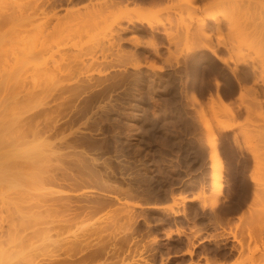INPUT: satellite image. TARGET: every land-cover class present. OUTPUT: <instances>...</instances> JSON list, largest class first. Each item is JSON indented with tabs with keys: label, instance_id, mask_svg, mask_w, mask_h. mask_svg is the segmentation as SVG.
Here are the masks:
<instances>
[{
	"label": "rangeland",
	"instance_id": "374dc122",
	"mask_svg": "<svg viewBox=\"0 0 264 264\" xmlns=\"http://www.w3.org/2000/svg\"><path fill=\"white\" fill-rule=\"evenodd\" d=\"M44 1V2H43ZM57 1V2H56ZM54 0V2L55 3H53V0H39V1H37L38 2V4H39V2L41 3V2H43L42 4H39V5H42L43 6V4H44V6L42 7L43 8V10H44V12L42 11V10H40L41 9V7L39 6V8L37 7V6H35L34 5V8L36 7V8H38L39 10V13L38 12H36L33 8V10L36 12V13H38V14H36L39 18L38 19H40V20H37L36 22H38V23H40V24H36V22L33 20V21H31V23H30V21H28V25H30V27L29 28H31L32 29V26L33 25H31L32 24V22L34 23L35 22V24H36V27H37V25H38V27L41 25H43V24H45V23H47V20H48V24H47V26L50 24H52V22L54 23L53 25L55 26H57V24L56 23H58V21L59 22H62V21H60V20H63V21H65L64 19H63V17H65L66 18V20H67V18L71 21L72 19L71 18H74V17H76V15L74 14V11H76V10H78L80 13H82L83 14V12H81L80 10H83L84 12H85V9L87 8V10H88V8H89V5H90V8H89V10L88 11H92L91 9H93L94 10V5L96 4V5H98L99 4V9L101 8V5L100 4H104L105 3V1L108 3L110 0H102V2H101V0H98V1H100V2H98V1H94V2H91V4L89 3V0H84V3L82 2L83 0H81V2L79 1L78 3H76V2H74V3H72L71 4V2H69L68 0H64L65 2H63V0L62 1H58V0ZM115 1V0H114ZM118 1H120V0H118ZM153 1V0H152ZM150 2V1H148V0H145V2H143V4H147L146 6L144 5V7L146 8V10L145 11H143V13H142V17L140 18V19H138V21H140V20H143V21H141V22H138L139 24H140V28H141V24L142 25H146V26H148V24L150 23L152 26H153V28L155 29V30H158V31H160V32H163V31H165V27H166V29L168 30V28H174V30L176 29H180L181 31L182 30H184V39L182 38V40H180L181 42H180V44L179 45H174L175 43L174 42H171V41H168L167 40V38H165L166 36H164L163 34L165 33V32H163L162 34H159V36H158V38H155V41L157 40L158 42V44L159 45H162L161 47L159 46V50L160 51H162V52H160L159 50V54H154V53H152L153 52V50H151L149 47H151L150 46V43L152 42V39L154 38L153 36L152 37H150V35L151 34H148V36L146 35V34H144L143 33V36H142V34H140V33H138V35L137 36H134L135 38H137L138 39V41H141L140 43H143V47L141 46V47H136L135 45H133L132 43H134L133 42V40H135L134 39V37L132 38V36H133V34L131 33V31L132 32H134V31H136V30H133L132 29V26H130L129 25V23L128 22H121V23H118V25H121V27H122V29L123 28H126V27H128L129 28V30H131V31H125L126 33H121V36L123 37V39L124 38H126V41H125V39L123 40V42H121L122 44H123V47H122V49L124 50V51H128V53L129 52H131V53H135V52H137L138 54L137 55H139L140 57H139V59H141V60H139L140 62H142V68L143 69H141L140 68V70L139 71H134L133 69H132V67L131 66H133L132 64L134 63H137V62H135V61H137V59H135L134 57H132L135 61H132L133 59L131 58V60H126V61H128V62H126L125 61V59L124 58H122L123 60H120V62L122 61V64H124V65H126V64H128V65H126V67L127 66H129L128 67V70H127V72H126V76L128 77H126V81H120L121 80V78L122 77H125L124 75H120V77L118 76L119 74H117V73H119L118 71H117V69L120 67L118 64H116V62L118 61V56L116 55V53H113L112 52V49H106V44H104L105 46H102V44H99L100 42H102V41H104V42H107L106 40H109V36H111V35H113V34H115L116 33V28H117V30H118V25L116 26L115 24L116 23H114V21H116V17H118V15H116L115 17H111V22H108V23H110L111 25H112V23L114 24L113 25V28H111V29H113L112 31H114V33L111 31V29L110 28H107V31H105L104 30V32H106L105 33V35H104V37H102V40L100 39H98V37L99 36H101V35H103V32L102 33H100L99 34V36L97 35L98 33H96V32H92V34L93 33H95V35L93 34V36L95 37V39L94 38H92L93 36H92V34L90 33V37H91V40H90V37H85V40L84 41H82L84 38V36H86V34L84 35V36H82V34L80 35V36H77V37H75V38H77V39H75L74 38V36H68L67 34H73V33H67V34H63V35H61V34H59V35H61V36H58V35H56V36H54V37H47V38H42V43H43V50L45 51V53H43L42 55V57L43 58H45L46 56V58H49L51 55H54V57L50 60V62L52 63V64H49L50 66L49 67H51L52 66V69H54L55 67H54V65L56 66V68L54 69V71H55V73H54V71H52V74H53V76H52V74H51V77H52V79H57V81L59 82V80L61 81V82H59V83H62V82H65L66 83V85L67 84H73V83H75V82H77V81H79L81 78H83V80L82 81H84L85 79H91V78H94V80L93 81H91V82H94V84H95V86H96V84H97V87H95V88H93L92 90L90 89V90H87L86 92H85V94H83L82 96L80 95V97H79V95H78V97H76V100L75 99H73L72 101L73 102H70V103H72V107H71V105H70V103L69 104H65L66 103V99L67 98H65L64 100H65V103H64V100L63 99H59L58 101H57V99L54 97V95L52 96V97H50V98H47L48 100H47V102L46 103H48L47 105H45V104H43L42 103V101H46V100H42V101H40V102H38V103H42L40 106H38V107H35V106H37V105H35V103H34V107L35 108H33V105H32V103H31V105H32V107L31 108H33V110L31 109L30 111L27 109V107L29 106V104L30 103H28V106H26V109L28 110V112L29 113H26V115H25V113H23L24 111H25V108H24V111H23V106L24 105H27V104H25L24 103V105L22 106V113H23V115L22 116H26V117H23V119H25L27 122L26 123H30V124H32V125H26L25 123L23 124V126H27V127H29V126H33V125H35V126H33V127H30L31 128V130H34L35 128H37V131H39L40 132V130L42 131L43 130V132H40L39 134H38V136L39 135H41V136H39V138L37 137L36 139L38 140V139H41V140H43L42 142L43 143H41L40 142V140L39 141H37V140H35V139H32V137L33 138H35V135L33 136V134H29L28 133V135H27V139L26 138H24V139H26V141L27 140H29L30 138L32 139V140H34L36 143L38 142L39 144L41 143V144H43V148L44 149H47V150H49L48 152L51 154V152H52V150H50V148H52V147H55L56 145L55 144H57V148H60L59 149V151L60 152H57V148H53L54 149V155L56 156H54L53 154H51L50 156H52V157H50L49 156V154H48V152H45V155L47 156H49L50 157V159H49V157H48V164L47 163H45L46 161L44 160L43 162L41 161L40 162V165H41V163H42V168H44V166L46 165H48L47 167L49 168H47L46 166V168H44V170H40L41 171V173L39 174V176H40V178H41V183H40V185L41 184H43L44 182H45V184H47V185H43V188L41 189L40 188V190H43V189H49V191H52L51 192V195H49V193H46L45 191L46 190H43L42 191V193H40L41 195L43 194V195H45V193H46V196H39V198L40 199H36V193L37 192H35V190L34 189H38V190H36V191H38L39 192V187L40 186H38V188H36V186H34V187H22V196H24L25 198H26V200H25V198L24 197H22V198H24L23 199V201H25V203L24 202H22V214L24 213L25 215H22V216H26L27 215V218H31V217H29V216H31L32 215V217L33 216H36V215H33L32 213H30L29 215H28V212H26L25 211V209H24V206L23 205H25V207L27 206V208L28 209H26L27 211H29V210H31L32 209V212H33V210L35 209V211L38 209V212L41 214V211L43 210L44 212H47L46 210H44V209H47L46 207V205L44 204V202L42 201V200H44V201H47L46 199H49L50 200V198H53V199H55L56 200V198H60L61 196H65V197H63V198H66V196H67V198H68V196H70V199H71V197H72V199L74 198V197H76V198H79V199H76V201H74V199H73V201H71L73 204H72V206H75V212H73L74 213V215H76V213H79L78 214V216L77 217H75V219H77V220H79L80 219V221H74L73 220V224H72V222H71V228L70 227H68V230L66 229V231L67 232H69V236L68 237H70L71 235H73L72 237H70V239H71V241L73 242H76V241H79L80 240V242L84 239L86 242L84 243V240L82 241L83 242V244L85 245V247H84V249H85V253H92L93 251L94 252H96L97 253V251H99V250H104L105 249V253H102V255L101 256H99V259L98 258H96V260H95V262H94V260H93V263L92 262H88V264H134V262H135V264L137 263V264H139V263H141V262H143L144 261V263H147V261L149 260V259H151L152 257L154 258V256H155V258H154V262L155 263H153L152 261V263H150V261H148V263L147 264H167V263H169L170 262V264H207V261L205 260V254H207L208 255V259H209V261L210 260H212V262H210V264L212 263V264H251L250 262H249V260L250 259H246L247 258V256H248V258L250 257V255H251V253L255 250V252H257V250H260L259 248H262L263 247V243H261L260 244V241L258 240H255L254 241V239H250V236H249V234L248 233H243L242 231H241V227L242 226H240V228L241 229H239V225H243L244 227H247L248 228V226H254L253 228H258L259 227V225L260 226H263L262 224H264V218H263V216H264V214H262V213H260V212H263L264 211V206H262V204L264 203V198L262 199L261 198V196H260V200L258 199V201L259 202H257V198L255 199V200H253V197H254V189H253V187H254V185H253V182L251 181V178L249 177V175H250V173L252 172V169L254 168L253 167V160H252V156H251V154H250V151H252V150H255V151H257V150H259L260 148V146H262V140L260 141L259 139H257L260 135L258 134L260 131V133L261 134H264V96H263V92H264V85H262V84H260L256 89L259 91V92H256L254 89H255V87H253L254 85H253V80H252V78L253 77H250L251 78V80L249 81V80H247V82H246V80H245V83L243 82V84L244 85H237V82H236V80L234 79V77H233V75H232V73H231V68H233V67H235L234 65H236L235 63L238 61V59H240V61L241 60H243V58L244 59H246V62H248V64L250 65L252 62H251V59H249V56H251L252 57V54L254 55V48H255V45H254V43H258L256 46V52H261V51H263L264 52V49L263 50H261L260 48H258V47H260V44L262 43L261 41H263V40H261L262 38H264V37H262V35L264 36V16H259L260 14H262V12H264V11H260L261 9L263 10V8H264V0H261L260 2H259V0H251V2H258L259 3V5H260V7L259 8H261V9H259L258 8V6H257V4L256 3H254V5H255V7H254V5L251 3V5H253V7L252 6H248V4L250 5V0L249 1H247V2H245V0H239L238 2H237V0L235 1V0H207L206 2H204L205 0H194V3L193 2H191V1H189V3L186 1V0H176V1H174V0H165V2L163 3V2H158V3H155V2ZM170 1H171V5H174L175 3H176V5H174V7L173 8H171V6H170ZM184 1V2H183ZM186 1V2H185ZM233 2V5H232V2ZM235 1V2H234ZM241 1V2H240ZM124 2H126V0H124ZM127 2L128 3H139L140 1H136L135 2V0L133 1V0H127ZM146 2H148L149 4H150V6H149V4L148 3H146ZM180 3V4H178V3ZM203 2V3H202ZM209 2V3H208ZM249 2V3H248ZM154 3V4H153ZM167 3H168V5H167ZM174 3V4H173ZM191 3H193V5L191 6ZM237 3V4H236ZM76 4V5H75ZM82 4H83V6H82ZM85 4H87L86 6H85ZM142 4V3H141ZM142 4V5H143ZM201 4V5H200ZM207 4V5H206ZM220 4V5H219ZM224 4V5H223ZM227 4H228V6H227ZM236 4V5H235ZM240 4V5H239ZM242 4V5H241ZM246 4V5H245ZM80 7H79V6ZM156 5V6H155ZM161 5H163V6H161ZM195 5V6H194ZM196 5H198V6H196ZM203 5V6H202ZM205 5V6H204ZM237 7H235V6ZM263 5V7H261ZM92 6L94 7V8H92ZM104 6H105V4H104ZM130 6H132V4L130 5ZM202 6V7H201ZM227 6V7H226ZM230 6V7H229ZM32 7V6H31ZM71 7V8H70ZM102 7H103V5H102ZM132 7H135V5L133 4V6ZM138 7V6H137ZM195 7H198V8H195ZM221 7V8H220ZM235 7V8H234ZM250 7V10H252L251 12H250V10L248 11V8ZM29 8V7H28ZM35 8V9H36ZM81 8V9H80ZM104 8V7H103ZM142 8H143V6H142ZM167 8H169V9H167ZM195 10H194V9ZM211 8V9H210ZM219 8V9H218ZM226 8V9H225ZM230 8V9H229ZM239 8V9H238ZM241 8V9H240ZM251 8H253V9H251ZM255 8V9H254ZM258 8V9H257ZM32 9L31 10H29L28 9V12H31L32 11ZM76 9V10H75ZM197 9V10H196ZM226 11H225V10ZM227 9H229V13H227L228 12V10ZM233 9H234V11L235 12H233ZM53 10V11H52ZM72 12V13H70V11ZM183 10V11H182ZM215 11V12H213V11ZM237 10L239 11V13L237 12ZM242 10H244V11H242ZM254 10H255V12H254ZM33 11V12H34ZM50 11V12H49ZM78 11L77 12H75V13H77L78 15L80 14V13H78ZM178 11H179V13H178ZM207 11V12H206ZM231 11V12H230ZM248 11V12H247ZM47 12V13H46ZM87 12V11H86ZM85 12V13H86ZM173 12V13H172ZM185 13L184 15H182V13ZM186 12H187V14H186ZM224 12V13H223ZM232 12H233V15H234V13H235V15L233 16L232 15ZM257 12V13H256ZM261 12V13H260ZM172 13V14H171ZM205 13H207V16H206V14ZM213 13H216V14H213ZM230 13H231V15H230ZM238 13V16H236V14ZM257 14L258 15V17H257V20H256V18H255V14ZM259 13V14H258ZM46 14V15H45ZM49 14V15H48ZM56 14V15H55ZM69 15V17H68V15ZM180 14H181V16H180ZM208 14H211L212 16L214 15V19H215V16H216V18L218 19L217 21L219 22V30L218 29H216L217 27H215L216 26V22H215V24H214V22H211V21H208L209 23H210V30H209V32H208V34H210V35H208V37L210 36V38H211V40L210 41H208V42H213L214 40V44H213V46H217L218 47V49H219V52H221L220 53V55L221 56H223V58L226 60V62L228 61V65L229 66H226L227 64H224V63H222L221 61H219L218 59H216L209 51H207V50H205V49H202V48H200V49H198V48H195V47H197V46H195V44H197V42H199V38H197V36L195 37V36H193V32L192 31H195L198 27V25H199V21H200V19L199 18H201V20L203 19V21L205 22V21H207V20H204L206 17H208ZM225 14H227V15H225ZM246 14V15H245ZM264 14V13H263ZM81 15V14H80ZM164 15V16H163ZM191 15L192 16H194V17H191ZM210 15V17H212ZM231 16V18H232V20L230 19H228L230 16ZM250 15V16H249ZM255 15V16H254ZM55 16V17H54ZM163 16V17H162ZM174 16V17H173ZM177 16V17H176ZM179 16V17H178ZM184 16H185V18H184ZM200 16V17H199ZM204 16H206V17H204ZM218 16V17H217ZM229 16V17H228ZM233 16V17H232ZM47 17V18H46ZM60 17V18H59ZM133 17V16H132ZM144 17V18H143ZM196 17H199V18H196ZM235 17H237V18H235ZM260 17H261V19H260ZM36 18V17H35ZM52 18V19H51ZM56 18V19H55ZM135 19L134 20H137V17H134ZM143 18V19H142ZM148 18V19H147ZM171 18V19H170ZM176 18V19H175ZM177 18H178V20H177ZM184 20H183V19ZM187 18V20H190L189 22H190V24H188L189 22L187 21L186 22V19ZM191 18V19H190ZM221 18V19H220ZM223 18V19H222ZM226 18V19H225ZM235 18V19H234ZM255 18V19H254ZM34 19V18H33ZM42 19V20H41ZM57 19H59L58 21H56ZM115 19V20H114ZM133 19V18H132ZM176 20L177 22H174L175 24H176V27H173V26H175V25H173V21L172 20ZM228 19V20H227ZM254 19V20H253ZM51 20V21H50ZM55 20V21H54ZM146 20H147V22H146ZM167 20V21H166ZM174 20V21H175ZM194 22H193V21ZM227 20V21H226ZM235 20V21H234ZM238 20V21H237ZM242 20V21H241ZM50 21V22H49ZM68 21V20H67ZM67 21H65V22H67ZM109 21H110V19H109ZM172 21V22H171ZM185 21V22H184ZM202 21V22H203ZM223 21V22H222ZM225 21V22H224ZM235 24L234 26L233 25H231L232 24V22ZM237 21V22H236ZM27 22V21H26ZM26 22H24V23H26ZM149 22V23H148ZM157 22V23H156ZM181 22V23H180ZM228 22V23H227ZM24 23H22V29L24 28V26H25V24ZM43 23V24H42ZM136 24H138L137 23V21L135 22ZM169 23V24H168ZM183 23V24H182ZM185 23V24H184ZM227 23V24H226ZM27 24V23H26ZM35 24H34V26H35ZM62 25H64L63 23H61ZM179 24V25H178ZM187 24V25H186ZM192 24V25H191ZM246 24V25H245ZM257 24H258V26L260 27H258L257 26ZM263 24V25H262ZM52 25V26H53ZM125 25V26H124ZM184 25V27H182ZM189 25V26H188ZM194 25V26H193ZM213 25V26H212ZM229 25H231V26H233L232 28H230L229 27ZM236 25H238L237 27H235ZM59 26V25H58ZM116 26V27H115ZM160 26V27H159ZM165 26V27H164ZM244 26V27H243ZM255 28H254V27ZM26 27H28L27 25H26ZM111 27V26H110ZM195 27H197L196 29H195ZM240 27V28H239ZM248 27H249V29H248ZM253 27V28H252ZM29 28H27V29H29ZM139 28V29H140ZM145 28V27H144ZM159 28V29H158ZM183 28V29H182ZM25 29V28H24ZM27 29H25V30H27ZM119 29H121L120 27H119ZM189 29H191V33H192V35H190V36H188V38H187V34H189V33H187V30H189ZM195 29V30H194ZM225 29V30H224ZM227 29V30H226ZM253 29V30H252ZM256 29V30H255ZM257 29H259V30H257ZM162 30V31H161ZM219 32H218V31ZM244 32H243V31ZM248 30V31H247ZM222 31V32H221ZM242 31V32H241ZM259 33H258V32ZM112 32V33H111ZM128 32V33H127ZM211 32V33H210ZM239 32V33H238ZM108 33V35L106 36V34ZM109 33H111V34H109ZM222 33H223V35H222ZM242 35H241V34ZM247 33V34H246ZM239 34V35H238ZM250 34H251V37H249V38H253V40L252 39H250V41H245V40H247V38H248V35L250 36ZM255 34V36H253ZM67 35V36H66ZM74 35V34H73ZM75 35H77V34H75ZM132 35V36H131ZM141 35V36H140ZM145 35V36H144ZM213 35V36H212ZM219 35H221L222 37H219ZM233 35V36H232ZM241 35V36H240ZM88 36V35H87ZM128 36H130V37H128ZM235 36H237V37H235ZM243 36V37H242ZM258 36V37H257ZM71 37V38H70ZM78 37H80V38H78ZM106 37V38H105ZM150 38L149 40H148V38ZM195 37V38H197V42H196V40H194L193 38ZM225 37V38H224ZM231 37H233V39H230ZM242 37V39H240V38ZM247 37V38H246ZM262 37V38H261ZM68 38H69V40H68ZM89 40H88V39ZM99 38H101V37H99ZM108 38V39H107ZM128 38V39H127ZM133 40H132V39ZM192 38V39H191ZM237 38L239 39V41L237 40ZM244 38H246V39H244ZM45 39V41H43ZM50 39V40H49ZM75 39V40H74ZM88 41H87V40ZM94 39V41L92 42V40ZM97 39V40H96ZM165 39V40H164ZM220 39V40H219ZM234 39H236L237 40V42H235L236 40H234ZM256 39V40H255ZM257 39H258V41H257ZM67 40V41H66ZM98 40H99V42H98ZM130 40V41H129ZM189 40V41H188ZM194 40V41H193ZM213 40V41H212ZM218 40V41H217ZM224 42H223V41ZM240 40H242V41H240ZM244 40V41H243ZM47 41V42H46ZM62 41V42H61ZM132 41V42H131ZM167 41V42H166ZM226 41V42H225ZM254 41H256V42H254ZM46 42V43H45ZM82 42V43H81ZM96 42V44H94ZM103 42V43H104ZM148 42V43H147ZM169 42H171L172 43V45L171 44H169ZM178 42V41H177ZM189 42V43H188ZM190 42H191V44H190ZM194 42H196V43H194ZM229 42V43H228ZM232 42V43H231ZM235 42V43H234ZM248 44H247V43ZM44 43H45V45H44ZM79 43H81L80 44V46H79ZM85 43V44H84ZM89 43H91V44H89ZM162 43V44H161ZM174 43V44H173ZM179 43V42H178ZM221 43H223V44H221ZM227 43V44H226ZM230 43H231V45H230ZM237 43H239V46L237 45ZM264 43V42H263ZM262 43V46L264 47V44ZM84 44V45H83ZM99 45V48H98V45ZM149 44V45H148ZM199 44V43H198ZM226 44V45H225ZM233 44V45H232ZM240 44H243V46L242 45H240ZM250 44V45H249ZM75 45V46H74ZM77 45V46H76ZM88 45V47L91 45H94L95 46V48L97 47L98 48V50H95V48H94V46H90V50H89V48L88 47H86ZM128 45V46H127ZM132 45V46H131ZM252 45H254V46H252ZM85 46V47H84ZM134 46V47H133ZM147 46V47H146ZM164 46V47H163ZM168 46V47H167ZM177 46V47H176ZM196 49V50H194V48ZM228 46H231L232 47V49H230L231 47H228ZM233 46H234V49H233ZM83 47H84V49H83ZM103 47H104V49H103ZM127 47V48H126ZM144 47H145V49H144ZM192 47V48H191ZM216 47V48H217ZM236 47V48H235ZM70 48V49H69ZM91 48H93V49H91ZM96 48V49H97ZM142 48V49H141ZM147 48H149L150 50L148 51V49ZM176 48V49H175ZM249 48V49H248ZM253 48V49H252ZM258 48V49H257ZM47 51H46V50ZM51 49H52V51H51ZM69 49V50H68ZM106 49V51H108V52H106V53H103L104 51H102V50H105ZM132 49V50H131ZM136 49H138V50H140L142 53H144V54H142L141 52H139L138 50L136 51ZM144 49V50H143ZM239 49V50H238ZM245 49V50H244ZM250 49H252V50H250ZM86 50V51H85ZM88 50V51H87ZM91 50H93V51H91ZM94 50H95V52H94ZM168 50V51H167ZM194 50V51H193ZM254 50V51H253ZM259 50H261V51H259ZM64 51V52H63ZM71 51H72V53H71ZM77 51V52H76ZM97 51V52H96ZM101 51V52H100ZM238 51V52H237ZM246 51V52H245ZM254 52V53H252L251 54V52ZM50 52H52V53H50ZM76 54H74V53ZM81 52V53H80ZM147 52H149V53H147ZM152 54H154V55H156V56H154V55H152ZM48 53V54H47ZM65 53V54H64ZM69 53V54H68ZM112 55H111V54ZM131 53H129V54H131ZM141 53V54H140ZM171 53H172V55H171ZM244 54V56L246 55V54H248V53H250L249 54V56H247V57H244V56H240V54ZM61 56H60V55ZM67 54V55H66ZM99 54V55H98ZM109 56H107V55ZM113 54H115V55H113ZM128 54V55H129ZM145 54H147V58H146V60L142 57V56H145ZM150 54V55H149ZM186 54V55H185ZM187 54H188V56H187ZM57 55V56H56ZM83 55V56H82ZM160 55H161V57H160ZM169 55H170V57H169ZM177 55H179V56H177ZM199 55V56H198ZM49 56V57H48ZM73 56V57H72ZM86 56V57H85ZM105 56V57H104ZM151 58H150V57ZM172 56V57H171ZM173 56H174V60L173 59H171V60H169V62H167L168 61V59H170V58H173ZM186 56V57H185ZM56 57V58H55ZM58 57V58H57ZM104 57V58H103ZM156 57V58H155ZM158 57H160V58H158ZM165 57V58H164ZM175 57H180L179 58V60L180 61H177L176 60V58ZM231 57V58H230ZM250 57V58H251ZM45 58V59H46ZM61 58V59H60ZM65 58V59H64ZM69 58V59H68ZM71 58V59H70ZM76 58V59H75ZM81 58V59H80ZM95 58V59H94ZM112 58V59H111ZM115 58V59H114ZM126 58V57H125ZM128 58V57H127ZM150 58V59H149ZM153 58V59H152ZM186 58V59H185ZM242 58V59H241ZM63 59H64V61H63ZM78 59V60H77ZM108 59V60H107ZM121 59V58H120ZM130 59V58H129ZM146 61H144V60ZM235 59V60H234ZM111 60V61H110ZM112 60H114V61H112ZM165 60V61H164ZM196 60V61H195ZM204 60V61H203ZM249 60V61H248ZM72 61V62H71ZM123 61H125L126 62V64H125V62L123 63ZM131 61V62H130ZM174 62V61H177L178 63H180V64H178L177 62H174V63H172V62ZM192 61L194 62V63H192ZM235 61V62H234ZM240 61H238L237 62V65H238V63H239V65H238V68H240L241 70L242 69H245L244 71H246V72H249V71H247V70H250V72L249 73H252V71H251V67L250 66H248L247 65V63L245 62V63H243L242 61V63L243 64H241L240 65ZM67 62V63H66ZM114 64H113V63ZM146 63V64H148L150 67H152V69L148 66V67H146V65L144 64V63ZM167 62V63H166ZM106 63V64H105ZM118 63H119V61H118ZM139 63V62H138ZM152 63V64H151ZM165 63V64H164ZM190 65H189V64ZM195 63H197V64H195ZM61 64V65H60ZM66 64V65H65ZM140 64V63H139ZM175 65V67H174V65ZM188 64V65H187ZM194 64V65H193ZM244 64H246V65H244ZM65 65V66H64ZM78 65V66H77ZM79 65H81V66H79ZM87 65V66H86ZM89 65V66H88ZM94 65V66H93ZM107 65V66H106ZM113 67H112V66ZM117 67V65L119 66V67H115V66ZM204 65V66H203ZM25 66H27V64H25V65H22V67H24V68H22V74L24 75V76H22L23 78L30 72L31 74H28L27 75V77L26 78H28V76H30L31 78L33 77L32 75H33V72H35L34 74L36 75V73H39L37 70V72L35 71V69H34V71H33V67H34V64L33 65H31V64H29L28 65V67H25ZM29 66L31 67V71L30 70H28L27 68H29ZM156 66V68H154ZM157 66H158V68L159 69H157ZM162 68H161V67ZM54 67V68H53ZM75 67V68H74ZM200 67V68H199ZM244 67V68H243ZM248 67H250V68H248ZM167 68V69H166ZM186 68V69H185ZM25 69H26V72L27 73H24L25 72ZM57 69V70H56ZM64 69V70H63ZM102 69H104V70H102ZM153 69H155L154 71H153ZM180 69V70H179ZM247 69V70H246ZM264 68H259V70H258V73H260V75H261V73L264 75V70H263ZM28 70V71H27ZM59 70V71H58ZM71 70V71H70ZM78 70V71H77ZM101 70H102V72H101ZM107 70V71H106ZM159 70V71H158ZM161 70V71H160ZM178 70V71H177ZM185 70V71H184ZM262 72H261V71ZM50 71V72H51ZM70 71V72H69ZM158 71V72H157ZM77 72V73H76ZM117 72V73H116ZM140 72V73H139ZM73 73H75V74H73ZM106 73V74H105ZM197 73V74H196ZM257 73V74H258ZM26 74V75H25ZM42 74V73H41ZM41 74H37L36 76L37 77H39ZM62 74V75H61ZM109 74V75H108ZM113 74H117V76L119 77H117V79L120 81V83L117 81V79H116V77H115V75H113ZM34 75V76H35ZM106 75H108V76H110L111 78L108 80H106V82H104L105 81V77H107ZM113 75V76H112ZM259 75V74H258ZM262 75V79H264V76ZM42 76V75H41ZM40 76V77H41ZM54 76H57L56 78L54 77ZM71 76V77H70ZM94 76V77H93ZM101 76V77H100ZM131 76V77H130ZM157 76V77H156ZM250 76H251V74H250ZM253 76V75H252ZM28 78L29 79V82L30 81H32V79L31 78ZM37 77L35 78L36 80H37ZM39 77V78H40ZM67 77V78H66ZM81 77V78H80ZM102 78L103 77V82H100V80L98 79V78ZM22 78V79H23ZM25 78V79H26ZM75 78V79H74ZM85 78V79H84ZM31 79V80H30ZM115 79V81H117V82H115V81H113ZM129 79V80H128ZM136 81H135V80ZM140 79H142V81H137V80H140ZM174 79V80H173ZM185 79V80H184ZM33 80H34V78H33ZM41 80V79H40ZM67 80V81H66ZM71 80V81H70ZM75 80V81H74ZM97 80H99V81H97ZM35 81V80H34ZM38 81V80H37ZM82 81H80V82H82ZM97 81V82H96ZM131 81V82H130ZM168 81V82H167ZM201 81V82H200ZM249 81V82H248ZM100 82V83H99ZM108 82V83H107ZM114 82H115V85H118L119 84V87L117 86V88H116V86H113V88L111 89V88H109L108 89V91H104L105 92V94L102 92L103 90V88H104V90H105V88H106V86H107V88H108V86H111V85H109V83L111 84H114ZM133 82V83H132ZM102 83V84H101ZM117 83V84H116ZM137 83V84H136ZM210 83V84H209ZM217 83H219V85H220V91H221V93L222 92H224L225 93V102L224 103H220V102H218L217 100H218V98H217V93L219 92V89L217 88ZM63 84V86L65 85L64 83H62ZM82 84H84L85 85V83H82ZM123 84V85H122ZM250 84V85H249ZM134 85V86H133ZM136 85V86H135ZM121 86H122V88H121ZM158 86V87H157ZM163 86V87H162ZM207 86V87H206ZM233 86V87H232ZM62 87V86H61ZM103 87V88H102ZM186 87V88H185ZM222 87L224 88V89H222ZM107 88H106V90H107ZM120 88V89H119ZM129 88V89H128ZM148 88V89H147ZM163 88V89H162ZM239 88L241 89L240 91H239ZM117 89V90H116ZM185 89H187V90H185ZM245 89V90H244ZM263 91H261V90ZM98 90V91H97ZM101 90V91H100ZM115 90V91H114ZM92 91H94V94H96V95H99V97H98V99H94V101L92 100L91 102H88L87 104L85 103V101L88 99V97H89V99L91 98V96L93 97L94 96V94H92ZM140 91V92H139ZM142 91V92H141ZM253 91L255 92V93H253ZM96 92V93H95ZM123 92V93H122ZM126 92V93H125ZM128 92V93H127ZM173 92V93H172ZM193 92V93H192ZM251 92V93H250ZM141 93H143V94H141ZM253 93V94H252ZM256 93H258V94H256ZM92 94V95H91ZM111 94H112V96H111ZM126 94V95H125ZM150 96H149V95ZM192 94V95H191ZM229 94V95H228ZM242 96H240V95ZM261 94V95H260ZM60 94L59 93H55V96H59ZM67 95H69V94H67ZM134 95V96H133ZM136 95V96H135ZM193 95H194V97H197V100H198V103H196L194 100H193ZM253 95H255V97H257V95H259L258 97H257V99L253 96ZM22 96H23V94H22ZM66 96V95H65ZM120 96H122V97H120ZM125 96V97H124ZM130 96V97H129ZM185 96V97H184ZM192 96V97H191ZM54 97V98H53ZM107 97V98H106ZM110 97V98H109ZM120 97V98H119ZM124 97V98H123ZM128 97V98H127ZM161 97H162V99H161ZM86 100H85V99ZM101 98V99H100ZM116 98H119L118 100H116ZM122 98V99H121ZM135 98V99H134ZM138 98V99H137ZM254 98H255V100H254ZM53 99V100H52ZM108 99V100H107ZM121 99V100H120ZM124 99V100H123ZM190 99V100H189ZM227 99V100H226ZM261 99V100H260ZM52 100V101H51ZM63 100V101H62ZM110 100L112 101V102H110ZM134 100H135V102H134ZM186 100V101H185ZM55 101V102H54ZM61 101V102H60ZM67 101H68V99H67ZM96 101V102H95ZM117 101H118V103H117ZM124 101H126V102H124ZM130 101V102H129ZM139 101H144V102H142L141 104H140V109H139V116L137 117V120H135V119H133V117H134V115H135V113H133L134 112V109L132 110V107H133V105H134V103L136 104L137 102H139ZM201 101V102H200ZM258 103V101H261L260 102V104L261 103H263V105L261 104L260 105V108L261 109H263V110H261L259 107H256V106H259V105H257L256 104V102ZM53 102V103H52ZM81 102L83 103V104H81ZM109 102V103H108ZM123 102V103H122ZM161 102V103H160ZM195 102V103H194ZM37 103V102H36ZM37 103V104H38ZM49 103H52V104H49ZM59 103L61 104V103H64L65 105H66V108L65 109H63L64 107H65V105H64V107H63V105L61 104V106H58V109H57V107L55 106V105H59ZM94 103H95V106H94ZM112 103V104H111ZM115 103V104H114ZM202 103V104H201ZM76 104V105H75ZM110 104V105H109ZM129 104H131L130 106H129ZM42 105H45V106H42ZM67 105H70L69 106V108H68V106ZM84 105V106H83ZM163 105V106H162ZM200 105V106H199ZM53 106L55 107V108H53ZM83 106V107H82ZM88 107V106H90V107H88V109L87 110H85V108L86 107ZM105 106H108L109 108H111L112 106H115V107H112L113 109H110V113L109 112H107V111H105ZM154 106V107H153ZM25 107V106H24ZM72 109H71V108ZM76 107V108H75ZM79 107V108H78ZM85 107V108H84ZM95 107V108H94ZM28 108H30V106L28 107ZM41 108V109H40ZM44 108V109H43ZM47 108L49 109V108H51V110H52V112H50V110H48V112L46 111L47 110ZM53 108V109H52ZM63 109V111H62V109ZM82 108V109H81ZM118 108H120V111L118 110ZM202 108V109H201ZM212 108H216L215 110L214 109H212ZM240 108V109H239ZM248 108V109H247ZM46 109V110H45ZM56 109V110H55ZM115 109V110H114ZM145 109V110H144ZM249 109H251V110H253V111H251V113L249 114ZM45 110V111H44ZM55 110V111H54ZM61 111V113H60V111ZM65 110V111H64ZM81 110H84V111H81ZM91 110V111H90ZM104 110V111H103ZM122 110V111H121ZM125 110V111H124ZM130 110V111H129ZM140 110H141V112H140ZM198 110V111H197ZM59 111V112H58ZM67 111V112H66ZM86 111H87V113H86ZM114 111H115V114H114ZM127 111V112H126ZM133 111V112H132ZM153 111V112H152ZM170 111V112H169ZM201 111H204V112H201ZM249 111V112H248ZM255 111V112H254ZM36 112H42V113H39L40 115H38V113H36ZM46 112V113H45ZM50 112V114H48L47 115V113H49ZM106 112V113H105ZM117 112V113H116ZM125 112H126V114H125ZM132 114H131V113ZM207 112V113H206ZM32 113V114H31ZM52 113V114H51ZM53 113H55L54 115H53ZM74 113V114H73ZM87 115H86V114ZM137 113V112H136ZM146 113V114H145ZM197 113V114H196ZM205 113V115L204 116H206V118H207V120H210V125L211 126H209L211 129H213L212 131L215 133V136L217 137V142H218V146H219V148H220V152L222 151V158H223V160H224V164H225V171H224V178H223V196H221L220 198H219V204H218V206L216 207L217 209H215V210H217L218 212L216 213V215L217 216H220L221 217V222L223 221V223L220 225V223H218L217 224V222H220V220H214L215 222H216V224H217V226H216V224L213 222V219H212V216H214V213L216 212L214 209H213V211L211 210V211H208L209 209H203L202 208V206L200 205V203H199V201H197V200H193L192 201V199H195L196 198V196H201L202 194H203V189L202 188H205L204 189V191L207 193V194H209L208 196H209V198L210 199H212L213 197V199L211 200L212 202H214V200H215V195L213 196V194H214V192L212 191L213 189H211V183L209 184V182H211V180H210V169H209V164H210V161H209V155H207V154H209V150H208V148L206 147L207 146V141H206V138H207V130H206V128L204 129V124L202 123L201 124V122H202V120H201V114L203 115ZM263 113V114H262ZM35 114H37V117L38 118H36V115ZM42 114H45V115H42ZM77 114H79V115H77ZM117 114H119V115H117ZM134 114V115H133ZM145 114V115H144ZM194 114V115H193ZM261 114V115H260ZM31 117H30V116ZM46 115H47V117H46ZM83 115H85L84 117H83ZM105 115H107V116H105ZM110 115V116H109ZM129 115V116H128ZM131 115V116H130ZM142 115V116H141ZM164 115V116H163ZM197 115V116H196ZM28 116V117H27ZM35 118L34 120L36 121H34L33 120V117ZM39 116H40V118H39ZM46 117V119H45V117ZM79 116V117H78ZM82 116V117H81ZM176 116V117H175ZM49 117V118H48ZM106 117H108V118H110L111 117V119H106ZM113 117V118H112ZM116 119H115V118ZM127 117V118H126ZM143 117V118H142ZM195 117V118H194ZM200 117V118H199ZM209 117V118H208ZM119 118H120V120H119ZM127 120H126V119ZM130 118V119H129ZM134 118H136V117H134ZM139 118V119H138ZM23 119H22V122H23ZM31 121H30V120ZM38 119V120H37ZM51 120V121H53L52 123H51V121H49V120ZM54 119H56V120H54ZM71 119H73V120H71ZM77 119V120H76ZM79 119V120H78ZM148 119V120H147ZM24 120V121H25ZM29 120V121H28ZM115 120V121H114ZM125 122H123V121ZM199 120H201L200 122H199ZM44 121V122H43ZM48 121V122H47ZM81 123H80V122ZM99 121V122H98ZM101 121V122H100ZM119 121H122V122H119ZM129 121V122H128ZM145 123H144V122ZM150 121V122H149ZM154 121V122H153ZM178 121V122H177ZM37 122H38V124H37ZM41 122V123H40ZM46 122V123H45ZM75 122V123H74ZM95 122V123H94ZM117 122V124H115ZM126 122L127 123H129V124H126ZM164 122V123H163ZM170 122V123H169ZM220 122H221V124H220ZM119 123H120V125H119ZM167 125H166V124ZM176 123V124H175ZM219 123V124H218ZM226 123V124H225ZM41 124V125H40ZM46 124V125H45ZM100 124V125H99ZM122 124V125H121ZM131 124H132V127L133 128H131ZM40 125V126H39ZM47 125L49 126H51V125H53V126H51V129L50 128H48L47 127ZM56 127H55V126ZM72 125V126H71ZM84 125V126H83ZM123 125H125V126H123ZM139 125V126H138ZM164 125V126H163ZM222 125H224V127H225V125H227L230 129L229 130H227V131H225V130H222V128H221V126ZM38 126V127H37ZM49 126V127H50ZM116 126V127H115ZM121 126V127H120ZM130 126V127H129ZM155 126V127H154ZM160 126V127H159ZM167 126V127H166ZM200 126H202L201 128H200ZM218 126L220 127V128H218ZM232 126V127H231ZM240 126V127H239ZM260 126V128H261V126H262V128L260 129V128H258ZM41 127V128H40ZM69 127V128H68ZM117 127H118V129H117ZM124 127V128H123ZM154 127V128H153ZM163 127V128H162ZM165 127V128H164ZM22 128H24V127H22ZM30 128H29V130H30ZM38 128H40V129H38ZM46 128V129H45ZM48 128V129H47ZM52 128L54 129V131H52ZM65 128V129H64ZM71 128V129H70ZM256 128V129H255ZM25 129V128H24ZM61 129H64V131L63 130H61ZM73 129V130H72ZM86 129V130H85ZM121 129H123V130H121ZM132 129H134V130H132ZM156 129V130H155ZM30 130V131H31ZM36 130V129H35ZM34 130V132H37V131H35ZM46 130H50V131H46ZM60 130H61V132L62 133H64V135L66 136V142L68 143V138H72V140H71V142H70V140H69V143L67 144L66 142H65V138H64V136L63 135H61L62 133L60 132ZM129 130V131H128ZM138 130H139V132H138ZM164 130V131H163ZM188 130V131H187ZM205 130H206V132H205ZM259 131V132H251L252 133V135H251V133H250V131ZM25 131L26 132H28L27 131V129H25ZM24 131V132H25ZM52 131V132H51ZM135 131V132H134ZM137 131V132H136ZM198 131V132H197ZM204 131V132H203ZM220 131V132H219ZM249 131V132H248ZM33 132V133H34ZM47 132V133H46ZM58 132L60 133V134H58ZM66 132V133H65ZM92 132V133H91ZM103 132V133H102ZM141 132V133H140ZM169 132V133H168ZM200 132L202 133V134H200ZM22 133H23V129H22ZM38 133V132H37ZM42 133H43V135H42ZM44 133H46V134H44ZM48 133H49V135H48ZM53 133V134H52ZM56 133L58 134V135H56ZM72 133V134H71ZM95 133V134H94ZM132 133H133V135H132ZM204 133H206V136H205V134ZM245 133V134H244ZM249 133V134H248ZM55 134V135H54ZM77 134V135H76ZM109 134V135H108ZM123 134V135H122ZM161 134V135H160ZM23 135V134H22ZM32 135V136H31ZM54 135V136H53ZM129 135H130V137H129ZM131 135L132 136H136L135 138H137V141H135L136 142V145H137V143L140 145V146H136V148H138V150L140 149V151H138V154L140 155L142 152H144V153H142L141 154V156H142V158H144V161H146V162H150V166H148V168H147V170H148V172H146L147 174H156L155 175V177H156V181H160L161 179H162V177L164 176V175H166L168 172V174H169V177L171 176V177H174V175H175V177H176V175L179 177H176L178 180L175 182V183H173V189L175 190V196H176V198L175 197H173V196H171L170 197V199H168L167 200V202H165V204H166V206L165 207H168V206H171L172 204H173V206H174V204L176 205L175 207H174V213L173 212H171V211H169L168 213H167V211H168V209L166 210V213L165 214H167V215H169V214H171L170 216H172L171 218H173V216L175 215V212L177 213V214H179L180 212H182L184 209H186V207H188L189 206V204L191 203V205H190V207L192 206V208H191V210H192V212H193V214L195 215V213H194V211L197 213L196 214V216H194L195 218H193V220H194V222H192V223H187V221L185 220V218H184V220L186 221V224L188 225H186L185 224V221L183 220V223L182 222H180L181 224V226H183V227H179V226H173V225H169V228H170V232H172L173 231V233H169V234H171V235H169L168 234V237H167V235H166V233H167V231L166 230H164V232L163 231H161V229H159V230H154V226H157L158 224H160V222H162V221H158L159 223H149L150 225H147V223H145V221H142L141 219H142V217L140 218V223H141V225L140 224H134V222H131V224L130 223H128L129 221H125V220H123V218L122 219H119V218H121L122 216H123V214H120L121 215V217H120V215H118L119 216V218H118V216H117V214L115 215V212H117L116 210H115V208L117 209V207H118V209L119 208H121L120 207V205H115V207H114V203L112 202V204H110L109 202H104V203H109V205H108V207H110V208H108L107 206H106V204H105V208H103L104 207V204H103V206H100V207H96L97 208V210H96V208H95V210H92L93 209V206H97V202H99V204L101 203L100 201H104L103 200V198L104 197H106V198H104V199H106L105 201H108L109 200V198H110V200H112L111 198L113 197V195H115L114 194V192H108V191H106V190H104V188H102V187H104V186H102V184H101V186L98 184V182H99V178H100V176L102 175V174H104V171H105V169H104V167H105V163H109V161L110 160H112V162L110 161V166H113L112 168L113 169H117V171L119 170H123V173L125 172V166L127 165V164H129L127 167H132V162H133V160L131 159L132 157H133V155H132V153L133 152H131L133 149H132V146L130 145L131 143L130 142H132V141H134V138H132L131 137ZM165 135V136H164ZM190 135V136H189ZM203 136V138H202V136ZM255 135H258V137L255 139V137H253L254 138V140H253V138H252V136H255ZM37 136V135H36ZM43 136V137H42ZM44 136H45V139H44ZM46 136H49L48 137V141H47V138H46ZM55 136H57L56 138H55ZM59 136H60V139H61V136H63L62 137V140H60L59 139ZM71 136V137H70ZM81 136H83L82 138H80ZM91 136V137H90ZM123 136H124V138H123ZM143 136V137H142ZM193 136V137H192ZM197 136H199V137H197ZM201 136V137H200ZM246 136H250V138L249 137H247V138H245ZM41 137V138H40ZM87 137V138H86ZM90 137V138H89ZM130 139H129V138ZM263 137H264V135H263ZM53 138V139H52ZM80 138V139H79ZM120 138H121V140H125L126 139V141L127 142H125L124 140V142L126 143V144H128V145H130V146H128V145H126L125 143H123V141H119L120 140ZM202 139V142L200 143V139ZM262 138V137H261ZM23 139V138H22ZM54 140V142L52 141V143H48L50 146H48V144H47V142H51V141H49V140ZM84 139H87V141L85 140L84 142L83 141H81V142H83L84 143V145H83V143L81 144V142H79L80 144H81V146H79L80 144L78 143V141L79 140H84ZM106 139V140H105ZM116 139V140H115ZM189 139V140H188ZM196 139V140H195ZM239 139V140H238ZM46 140V143H44V141ZM74 140H78L77 141V144H79L78 146H75V145H73V144H76V141H74ZM90 142H93L94 144H92V146L91 147H89L91 144H89V141ZM107 140H110V141H108L110 144H108V142H107ZM139 140H141V141H139ZM251 140V141H250ZM25 141V140H24ZM24 141H22V146H24V148L26 149V147H28V145H29V143L27 144V146H25L26 145V143L27 142H29V141H27L26 143L24 142ZM113 141V142H112ZM115 141V142H114ZM238 141V142H237ZM245 141V142H244ZM248 141V142H247ZM254 141V142H253ZM257 141H259V142H257ZM35 142L33 143V144H35ZM65 142V143H64ZM73 142V144H71ZM85 142H88L87 144L85 143ZM101 142H103V143H101ZM104 142H107L106 144L109 146H103V149H104V147H105V151L104 150H101L102 148H100V147H102V145L103 144H105ZM122 144H124L125 145V147L127 146V147H129V149L130 150H128V151H130V152H128L125 148H124V146L123 145H121V143ZM140 142H142L141 144H140ZM247 142V143H246ZM249 142L253 145L254 144V146H256L255 144H256V142L257 143H259V144H257L258 146V148H255V147H253V146H250L251 144H249ZM261 142V143H260ZM23 143H25V144H23ZM30 143H31V141H30ZM37 143V144H38ZM116 143V144H115ZM143 143H145V144H143ZM177 144V145H175V144ZM240 143V144H239ZM53 146H52V145ZM61 144V145H60ZM62 144H64L63 146H64V148L62 147ZM69 144H71V145H69ZM97 144V145H96ZM199 144H200V146H199ZM206 144V145H205ZM243 144V145H242ZM247 144H249L248 146H247ZM32 145V144H31ZM45 145V146H44ZM47 145V146H46ZM66 145H68L67 147H69L70 146V148H73V149H66ZM74 146V147H71V146ZM84 147H83V146ZM85 145H89V146H85ZM94 145V146H93ZM110 145H112V146H110ZM118 145H120V146H123L122 147V149H123V151L121 150V149H117V148H115V147H117ZM170 145V146H169ZM203 147H202V146ZM205 145V146H204ZM239 145V146H238ZM247 147H246V146ZM30 146V145H29ZM34 146V145H33ZM95 146H97V147H95ZM199 146V147H198ZM50 147V148H49ZM76 147V148H75ZM80 147H82V148H80ZM86 147H87V149H86ZM108 147V149L110 150L111 148V150L109 151V153H110V155H108L109 153H107L108 151H106V148ZM117 149V150H119V151H121L119 154H118V152L119 151H117L116 152V150L114 149ZM126 147V148H127ZM131 147V148H130ZM201 147V148H200ZM24 148H22V151L24 150ZM119 148V147H118ZM207 148V149H206ZM242 148V150H240V149ZM56 149V150H55ZM61 149H63V150H61ZM90 149H94V150H96V151H94L93 150V152H92V150H91V152L89 151ZM99 149V150H98ZM128 149V148H127ZM135 149V148H134ZM170 149V150H169ZM197 149H200V150H197ZM246 149V150H245ZM248 149H249V151H248ZM65 150V151H64ZM115 150V151H114ZM126 152H125V151ZM164 150V151H163ZM204 150V151H203ZM245 150V151H244ZM260 150H262V149H260ZM260 150L258 151V152H260ZM104 151V152H103ZM161 151L162 152H165V153H167L168 155H166V156H163L162 154H161ZM199 151V152H198ZM202 151V152H201ZM80 152H84V153H80ZM112 152V153H111ZM116 152V153H115ZM125 152V153H124ZM194 152V153H193ZM198 152V153H197ZM205 152V154H203V156H202V154H200V153H204ZM47 153V154H46ZM56 153V154H55ZM79 154V155H76V154ZM105 155V156H103V154ZM122 153V154H121ZM129 153L130 154V157H129V154L127 155V154ZM63 154H64V156H66V157H64L63 156ZM66 154V155H65ZM82 156H81V155ZM88 154L90 155V156H88ZM92 154V155H91ZM117 154H118V157H122L123 156V160H125L126 162L128 161V163H126L125 164V162L122 160V159H120L119 158V160H117L118 159V157L116 158V156H117ZM123 154H125V155H123ZM62 157H61V156ZM69 155V156H68ZM96 155H98V156H96ZM100 155V156H99ZM108 155V156H107ZM120 155H122V156H120ZM131 155H132V157H131ZM174 155V156H173ZM57 156H58V158H57ZM88 156V157H87ZM93 156V157H92ZM124 156H127L125 159H124ZM145 156V157H144ZM162 156V157H161ZM168 156V157H167ZM205 156V157H204ZM64 157V158H63ZM68 157V158H67ZM81 157H82V159H81ZM90 157H92L94 160H95V158L98 160L97 161V163L98 164H96V160L94 161L93 159H91ZM106 157H107V159H108V161H107V159H106ZM109 157V158H108ZM114 157L116 158V159H114ZM174 157V158H173ZM196 157V158H195ZM46 158V157H45ZM52 158H53V160H52ZM60 158H62L61 160H59ZM70 158V159H69ZM86 158H88V161H86L87 159ZM105 158V159H104ZM130 158V159H129ZM165 159V163L163 164V168H162V166H156L155 164H156V162L157 161H159V159ZM244 158V159H243ZM63 159H64V161H63ZM90 159V160H89ZM147 159H149V160H147ZM202 159L204 160V161H202ZM247 159H249L248 161H247ZM52 160V161H51ZM59 162H58V161ZM93 160V162L94 163H92L91 161ZM103 160H105L106 162H104ZM141 160V159H140ZM51 161V162H50ZM77 161H78V163H77ZM82 163H81V162ZM114 161V162H113ZM121 163H120V162ZM122 161L124 162V164H123V166L121 165L122 164ZM153 161H154V163H153ZM247 161V162H246ZM73 162V163H72ZM92 164H91V163ZM99 162H100V164H99ZM104 164H103V163ZM117 162H119L118 163V165L116 164ZM180 162V163H179ZM243 162V163H242ZM245 162V163H244ZM24 163V162H23ZM22 163V164H23ZM44 163V164H43ZM49 163H50V165H49ZM57 163H58V165H57ZM66 163V164H65ZM107 163V164H108ZM112 163V164H111ZM247 163V164H246ZM64 164H65V166H64ZM73 164V165H72ZM83 164V165H82ZM87 164L89 165V167H87ZM96 164V165H95ZM104 165V166H102V165ZM120 164V165H119ZM244 164V165H243ZM44 165V166H43ZM68 165V166H67ZM71 165H72V167H71ZM91 165L92 166H94V167H91ZM116 165L117 166H119V167H116ZM125 165V166H124ZM179 165V167H178V169H177V166ZM243 165V166H242ZM245 165H247V168H245L244 166ZM26 167V168H23V167ZM50 166V167H49ZM54 166V167H53ZM55 166H58V167H55ZM68 168H67V167ZM77 166H80V167H77ZM86 166V168H83V167H85ZM98 166V167H97ZM152 166V167H151ZM120 167H122V168H120ZM200 167V168H199ZM205 167V168H204ZM40 169H41V167H39ZM50 168H52V169H50ZM57 170H55V169ZM61 168V169H60ZM76 168V169H75ZM79 168H81V169H79ZM83 168V169H82ZM90 168H92V169H90ZM159 168H161V169H163V171H161V172H163V173H160V174H158L159 172H158V170H159ZM176 168V169H175ZM245 168V169H244ZM249 168V169H248ZM23 169H27V166L25 165V164H23V166H22V170ZM45 169H46V171L49 173V172H51V174L49 173L48 175H52V176H50V178H49V176L48 175H46L45 176V172H43V171H45ZM58 169H60V170H58ZM89 169V170H88ZM151 169V170H150ZM181 169V170H180ZM237 169V170H236ZM245 170L244 171V177L241 179V176H240V173L242 172V170ZM51 170V171H50ZM79 170H83L82 172L81 171H79ZM96 170L98 171V172H96ZM170 170V171H169ZM177 170V171H176ZM240 170V171H239ZM24 171V170H23ZM62 171V172H61ZM85 171V172H84ZM89 171V172H88ZM103 171V172H102ZM118 171V172H119ZM165 171H166V173H165ZM174 171L176 172V174L174 173ZM208 171V172H207ZM237 171V172H236ZM248 171V172H247ZM25 172H27L26 170H25ZM77 172V173H76ZM128 173H127V181L129 180L130 181V179H128L129 177H128V174H130L131 173V171H127ZM261 172H263V174H264V171L262 170ZM141 173H144V172H141ZM41 174H44V177H43V175L41 176ZM82 174H83V176H82ZM162 174V175H161ZM164 174V175H163ZM174 174V175H173ZM238 174V175H237ZM160 175H161V177H160ZM203 175V176H202ZM206 175V177H204ZM260 175H261V173H260ZM47 176H48V178H47ZM54 176V177H53ZM76 176H79V177H76ZM159 176V177H158ZM56 177V181L54 180V178ZM59 177V178H58ZM83 177V178H82ZM97 177H98V179H97ZM118 177H119V175H118ZM158 177V178H157ZM202 177V178H201ZM263 177V175L261 176V179H262V181H261V183H263L264 184V177ZM75 180H74V179ZM78 178H79V180H78ZM86 178V179H85ZM89 178H90V180H89ZM205 178V179H204ZM247 178V179H246ZM52 179V180H51ZM80 179H82L81 181H80ZM84 179L88 182H84ZM137 179L138 180H141V176H137ZM159 179V180H158ZM183 179V180H182ZM195 179H198V180H195ZM201 179H202V181H201ZM55 182H54V181ZM62 180V181H61ZM72 180V181H71ZM92 180V181H91ZM94 180H96L97 182H95ZM114 180H115V183H114ZM113 180V183H114V186H123V185H121V184H124L123 183V180H121V179H114ZM180 180H182V181H180ZM76 181H80L79 182V184H81L80 186L78 185V187H77V185H75V184H77V182ZM91 181V182H90ZM117 181V182H116ZM195 181V182H194ZM197 181H199V182H197ZM208 181V182H207ZM238 181H240V182H238ZM244 183H243V182ZM101 183H103L102 181H100ZM111 182H112V179H111ZM236 182V183H235ZM97 183V184H96ZM118 183H121V184H118ZM195 183V184H194ZM209 185H207V184ZM243 183V184H242ZM246 183V184H245ZM73 184V185H72ZM112 184V183H111ZM175 184V185H174ZM49 185V186H48ZM83 185V186H82ZM97 185H98V187L102 190H100L98 187H97ZM179 185V186H178ZM196 185H197V187H196ZM200 185V186H199ZM204 187H203V186ZM207 185V186H206ZM237 185V186H236ZM244 185L246 186V189H248V190H244L245 189V187H244ZM248 185V186H247ZM42 186V185H41ZM46 186V187H45ZM54 186V187H53ZM126 185H124L123 187H125ZM128 186V185H127ZM127 186H126V188H127ZM150 187H151V184L149 185ZM194 186V187H193ZM45 187V188H44ZM180 187V188H179ZM191 188V190L189 189V188ZM202 187V188H201ZM249 187V188H248ZM34 188V189H33ZM97 188V189H96ZM193 188V189H192ZM199 188V189H198ZM228 190H227V189ZM234 188V189H233ZM244 188V189H243ZM28 189V190H27ZM180 189V190H179ZM186 189H188V192H186V193H184V191L186 190ZM238 189V190H237ZM250 189H251V191H250ZM31 191V192H29V194H28V192L27 191ZM34 190V191H33ZM104 190V191H103ZM183 190V191H182ZM202 190V191H201ZM210 190L212 191L211 193H210ZM48 191V190H47ZM62 191V192H61ZM106 191V192H105ZM179 191H181V196H179V198L177 197L178 195H179ZM190 191H192V192H190ZM200 191V192H199ZM238 191V192H237ZM248 191V192H247ZM25 192L28 194H26L25 195ZM97 192V193H96ZM182 192L184 193V195L182 194ZM209 192V193H208ZM247 192V193H246ZM250 192V193H249ZM33 193H35L33 196H32V194ZM54 193V194H53ZM56 193V194H55ZM58 193V194H57ZM92 193V194H91ZM95 193V194H94ZM103 193V194H102ZM109 193V194H108ZM201 193V194H200ZM31 194V195H30ZM48 194V195H47ZM62 194V195H61ZM101 194V195H100ZM107 194V195H106ZM177 194V195H176ZM195 196H194V195ZM30 195V196H29ZM39 195V194H38ZM52 195H54V197H52ZM55 195H57V196H55ZM59 195V196H58ZM91 195V196H90ZM105 195V196H104ZM242 195V196H241ZM247 195V197L248 198H246V201H247V203L245 204V206L243 205V207L241 208V207H239V204L241 203V201L243 202V200H244V198H245V196ZM250 195V196H249ZM27 196L28 197H30V198H27ZM87 196V197H86ZM94 196V197H93ZM101 198H100V197ZM111 196V197H110ZM182 196H184V197H187V198H189L190 200L188 201V202H185L184 204H183V202H182V200H180V197H182ZM32 197H33V199H32ZM38 197V196H37ZM46 197V198H45ZM90 197H92V198H90ZM96 197H98V198H100V199H98V198H96ZM107 197H109V198H107ZM115 197V196H114ZM113 197V198H114ZM193 197V198H192ZM202 197V196H201ZM212 197V198H211ZM42 198V199H41ZM28 199H30V200H28ZM34 199H36V201L34 200ZM69 199V198H68ZM96 199V200H95ZM108 199V200H107ZM210 199H209V201H210ZM225 199V200H224ZM235 199V200H234ZM243 199V200H242ZM28 200V201H27ZM32 200H34V201H32ZM39 200H41V202H43V204L41 203H39ZM52 200V199H51ZM59 200V199H58ZM57 200V201H58ZM77 200H79V201H77ZM91 201V202H89V201ZM92 200H93V202H92ZM96 201V204L95 205H93L94 204V202ZM99 200V201H98ZM127 200H129V199H125L124 201H127ZM132 202H133V208L135 209V210H139L138 209V206H136V205H134L135 203L137 204L138 202V200H132V199H130ZM176 200V201H175ZM255 202L254 204H255V206H256V204L258 205V204H260V206L261 207H263V208H260L259 210H258V207H260L259 205H258V207H256V209L258 210H256V209H254V211L256 210V214H255V216L257 217H255L256 218V220H255V222L253 221L252 222V220L250 221H248L247 219H249V218H247V216L250 214V216H251V214H254V213H250V212H252L253 210V208H255L254 207V204H252V202L253 201ZM30 202V203H28L27 204V202ZM85 201V202H84ZM88 201V202H87ZM124 201H122V203L124 202ZM174 201H175V203H174ZM32 202V203H31ZM34 202V203H33ZM80 202V203H79ZM82 202V203H81ZM128 202V201H127ZM130 202V201H129ZM132 202H131V204H132ZM240 202V203H239ZM24 203V204H23ZM36 203H38V204H36ZM49 203H51V202H49ZM60 203V202H59ZM91 203H93V204H91ZM176 203H178V204H176ZM199 203V204H198ZM249 203H250V205L251 206H249ZM30 204H32V206H34V207H32ZM38 205V208H37V206L36 205ZM39 204H40V206H42V205H45L44 206V208L42 209V208H40V210L41 211H39ZM48 204V203H47ZM124 204H127V203H124ZM171 204V205H170ZM186 204V205H185ZM211 205H212V203H210ZM49 205V204H48ZM76 205H78L77 207H76ZM79 205H81L80 207H79ZM93 205V206H92ZM127 205H129V203L127 204ZM183 205H185V207L183 206ZM188 205V206H187ZM248 205V206H247ZM31 206V207H30ZM82 206H84V207H82ZM99 206V205H98ZM117 206V207H116ZM132 205H130L129 206V208L131 207ZM220 206V207H219ZM228 206V207H227ZM36 207V208H35ZM89 207H91V208H89ZM148 206H145V207H143L142 209L143 210H147L148 208H147ZM226 207V208H225ZM31 208V209H30ZM34 208V209H33ZM87 208H89V209H87ZM102 208V210H100ZM112 208V209H111ZM241 208V209H240ZM252 208V209H251ZM85 209H87V210H85ZM132 209V208H131ZM197 211H196V210ZM225 209V210H224ZM233 209V210H232ZM238 209V210H237ZM240 209V210H239ZM244 209H246V210H244ZM250 209H251V211H250ZM261 209H262V211H261ZM79 212H78V211ZM84 212H83V211ZM98 210H100V212L98 211ZM135 210H133L135 213H136V211ZM180 210V211H179ZM194 210V211H193ZM200 210V211H199ZM222 210V211H221ZM223 210L225 211L224 213H225V216H223L224 215V213H223ZM228 210H230V211H228ZM248 210L250 211V212H248ZM42 211V212H43ZM62 211V210H61ZM82 211V212H81ZM178 211H179V213H178ZM206 211H208V212H206ZM221 211V212H220ZM228 211V212H227ZM232 211V212H231ZM237 211V212H236ZM260 211V212H259ZM37 212V213H38ZM44 212L42 213V214H44ZM60 211H58V213H59ZM95 212V213H94ZM104 212V213H103ZM106 212V213H105ZM114 212V213H113ZM153 212H157V211H153ZM184 212V211H183ZM210 212H214L213 214L212 213H210ZM244 212H247V214H245ZM258 212V213H257ZM38 213V214H39ZM53 213H57V212H53ZM63 213V212H62ZM73 213H71V214H73ZM221 213H223V215H221ZM231 213V214H230ZM234 213V214H233ZM36 214V213H35ZM37 214V216L39 217L40 215H38ZM41 214V215H42ZM65 214V216L68 214L69 215V213H64ZM64 214L62 215V216H59V217H62V219H63V221L64 220H66L65 218H68L69 219V217L67 216V217H65L64 216ZM193 214H192V216H193ZM205 214V215H204ZM244 214V215H243ZM258 214H260V215H258ZM46 215V214H45ZM44 215V216H45ZM50 215H52L51 217H52V219L54 218V217H56L55 215H58V214H54V216H53V214H51L50 213ZM60 215V214H59ZM73 215V216H74ZM80 215V216H79ZM215 215V216H216ZM226 215H227V217H226ZM232 217H231V216ZM263 215V216H262ZM42 217L43 218V220H41V221H45L46 220V223L48 224V221H47V218L49 219L50 217H48L47 215V218L46 217ZM72 216V215H71ZM70 216V217H71ZM72 216V217H73ZM87 216V217H86ZM258 216H260V218L258 217ZM58 216L56 217V219L54 218L52 221H50V219H49V222L50 223H52L53 222V224L55 225V223L57 224L56 226H58V227H60V224L63 222H61V218H59ZM65 217V218H64ZM79 217V218H78ZM109 217V218H108ZM112 219H111V218ZM40 219H41V217H39ZM39 218H37L38 220H39ZM44 218H45V220H44ZM84 218V219H83ZM95 218V219H94ZM101 218V219H100ZM229 218H230V220H229ZM247 218V219H246ZM254 218V219H255ZM109 219V220H108ZM118 219V220H117ZM144 219V218H143ZM224 219V220H223ZM31 220V219H30ZM35 220V219H34ZM33 219H32V221H34ZM37 220V221H38ZM88 220V221H87ZM123 220V221H122ZM197 220V222H198V224H197V222L195 223V221ZM243 220H244V222L246 223H244L243 222ZM246 220V221H245ZM31 221V222H32ZM36 221V220H35ZM34 221V224L37 222H35ZM40 220L38 221L39 223L41 222ZM84 223H83V222ZM231 221V222H230ZM260 221V222H259ZM58 222H60V223H58ZM78 223V225L77 224H75V223ZM89 222L91 223V224H89ZM96 222V223H95ZM101 222H102V224H101ZM116 222V223H115ZM247 222H249V223H247ZM258 222H259V225L257 226V224H258ZM39 223H36V225L37 224H39ZM45 223V222H44ZM44 223H43V226H41L42 228L44 227ZM45 223V224H46ZM80 223V224H79ZM81 223H83V224H81ZM111 223H113V224H111ZM195 223V224H194ZM203 223V224H202ZM255 223V224H254ZM42 224V223H41ZM41 224H39V225H41ZM47 224L45 225V226H47ZM52 224V225H53ZM75 224V225H74ZM104 224V225H103ZM110 224V225H109ZM119 224V225H118ZM153 224H155V225H152ZM183 224V225H182ZM197 224V225H196ZM200 224V225H199ZM227 224V225H226ZM32 225V224H31ZM35 225V226H36ZM39 225H38V228H40L39 227ZM53 225V226H54ZM62 225L64 226H67L66 225V223H62ZM69 225V226H70ZM76 226V227H73L72 228V226ZM86 225V226H85ZM99 225V227H97ZM109 225V226H108ZM138 225H140V227H136V226H138ZM192 225V226H191ZM202 225V226H201ZM220 225V227H218ZM52 226V227H53ZM56 226H54V228H57ZM79 226V227H78ZM108 226V227H107ZM131 226V227H130ZM134 226V227H133ZM149 226H151V229H153L152 231H150L149 232V228L148 227ZM159 226V225H158ZM171 226V227H170ZM191 226V227H190ZM198 226H200V227H197ZM215 226V227H214ZM37 227V226H36ZM51 226H50V228H52ZM118 227V228H117ZM166 227H168V226H166ZM165 227V228H166ZM193 227L195 228L196 227V229H198L199 230V233H202V234H197V232H196V234H197V237L196 236H194V235H192V234H194V232H195V230H193ZM223 227V228H222ZM238 227V228H237ZM252 227H249V228H252ZM44 228H46V227H44ZM48 228V227H47ZM69 228L70 229H72V230H69ZM78 228V229H77ZM81 228V229H80ZM84 228V229H83ZM115 228V229H114ZM129 228H132V229H129ZM177 228H180L182 231L184 230V232L186 233V235L188 236V235H192V237L194 236V238H193V240H192V243H191V245L192 244H197V246H195L196 247V249L194 248V246H190V247H193L194 248V251H193V254H192V256L191 255H188L187 254V251H188V249H191V248H187V246H186V244L188 243L187 241L188 240H186V238L183 236V234L185 235V233H183L182 235H179V237H176L177 235H176V232H177V230H175V229H177ZM190 228H192V232H191V230H190ZM201 228H203L204 229V231L201 229ZM216 228H218V229H216ZM232 228H234V231L232 230ZM260 228V227H259ZM35 229H37V228H35ZM35 229H32L31 228V230H29L28 229V232H24V233H26L27 235H28V233L30 234V232L29 231H31V233L32 232H34L33 230H35ZM58 229V233H60V229L59 228H57ZM57 229H54L53 231H52V235H53V233H55L56 231L55 230H57ZM81 231H80V230ZM108 229V230H107ZM117 229V230H116ZM119 229V230H118ZM122 229V230H121ZM124 229V230H123ZM127 229H128V231H127ZM135 229H138L137 231H135ZM186 229V230H185ZM200 229H201V232H200ZM224 229V230H223ZM228 229H229V231H228ZM237 229L238 230H240L239 232H237ZM75 230V231H74ZM107 230V231H106ZM116 230V231H115ZM133 230H134V232H133ZM148 230V231H147ZM190 232H189V231ZM198 230H196V231H198ZM220 230V231H219ZM65 231V232H66ZM72 231V232H71ZM92 231V232H91ZM98 231H100V232H98ZM114 231V232H113ZM155 231V232H154ZM157 231H159V232H157ZM188 231V232H187ZM225 231V232H224ZM227 231V232H226ZM65 232H63V235H65L64 233ZM82 232V233H81ZM96 232V233H95ZM154 232V233H153ZM218 232V233H217ZM230 232H232V233H234V235L237 237V239H238V242H234L233 241V239L231 238V235L229 234ZM237 232V233H236ZM35 233V232H34ZM34 233H32L30 236H31V238L33 237V234ZM72 233V234H71ZM93 233V234H92ZM112 233V234H111ZM115 233H116V236H114L115 235ZM147 233H148V235H147ZM174 233H175V235H174ZM209 233V234H208ZM56 235L55 236H57V233H55ZM90 234H92V235H90ZM102 234V235H101ZM141 234V235H140ZM145 234V235H144ZM155 234V235H154ZM222 236H221V235ZM237 234V235H236ZM62 235V236H63ZM75 235V236H74ZM78 235H80V236H78ZM89 235H90V237H89ZM110 235H112V236H110ZM128 235V236H127ZM203 235V236H202ZM255 235V234H254ZM66 235H65V239H66V237H67ZM77 236V238H75ZM82 236V237H81ZM96 238H95V237ZM100 236V237H99ZM147 236H151V238H149V237H147ZM169 236H171V238L169 237ZM173 236V237H172ZM183 236V237H182ZM212 236H213V238H214V236L218 239V243H217V240H216V238H212ZM29 237V236H28ZM98 237V238H97ZM107 237H108V239H107ZM110 237V238H109ZM227 237V238H226ZM242 237L243 238H246V242H245V240L244 241H240V240H242ZM249 237V238H248ZM255 237L257 238V236L255 235ZM30 238V237H29ZM60 238H62V237H60ZM64 238V237H63ZM112 238L114 239V240H112ZM157 238V239H156ZM185 238V239H184ZM188 238V237H187ZM210 238V239H209ZM212 238V239H211ZM36 239V238H35ZM69 239V238H68ZM70 239H69V241H70ZM79 239V240H78ZM87 239V240H86ZM89 239V240H88ZM111 241H110V240ZM122 239V240H121ZM156 239V240H155ZM168 239V240H167ZM175 239V240H174ZM208 239V240H207ZM37 240H39V238H37L35 241H34V239L31 241L32 242V244H33V247H35L36 245H38V247H36V248H38V249H35L34 248V250L35 251H39L38 253L37 252H34V250H33V252H32V249H30L28 252H30V254H31V252H32V254L33 255H35L36 253H37V255L36 256H42V258L41 257H37V259H36V257H35V259H36V261H34V264H38V262L40 263V261L39 260H41V263L40 264H44L46 261H48V262H46V264H49V260L50 259H48L49 258V255L48 254H46L47 252L49 253V250H50V248H51V250L53 249V246H49V242H50V240L48 239H46L45 240V242L40 238V240H42L41 242L40 241H37ZM61 240H63V239H61ZM107 240V241H106ZM108 240H109V242H108ZM135 240V241H134ZM142 240V241H141ZM162 240V241H161ZM171 240V241H170ZM185 240H186V242H185ZM216 240V242H214ZM223 240V241H222ZM224 240H225V243H223L224 242ZM250 240H252V241H254V242H259L258 244H257V242L256 243H254L253 242V246H251L252 244V241L250 242ZM70 241V242H71ZM94 241V242H93ZM97 241V242H96ZM116 241V242H115ZM138 241V242H137ZM172 243L171 245H173V244H178L179 242L180 243H183L184 244V246L182 247V249H185V246H186V249H185V251L184 250H182V249H180V250H182V251H180L179 252V250H177V249H179V248H177V247H175V248H171L172 246H170V242ZM182 241V242H181ZM201 241V242H200ZM212 241V242H211ZM222 241V242H221ZM33 242H38V243H36L35 245H34V243ZM40 242V243H39ZM47 242V243H46ZM73 242V243H74ZM79 242V243H80ZM82 242H81V244H82ZM93 242V243H92ZM99 242H102V243H99ZM106 242V243H105ZM162 244H160V243ZM176 242V243H175ZM242 242H244V244L245 245H243V243ZM78 243V242H77ZM95 243V244H94ZM127 243V244H126ZM163 243H168L169 244V246H167V244L164 246L163 245ZM214 243H217V244H214ZM220 243V244H219ZM238 243H240V244H242L243 245V248H244V246H245V248L244 249H242L241 251H242V254H243V252H244V255L245 254H247L248 253V255L246 256H244L245 258H243V255L240 253V252H236V250H235V252L234 251H231V250H228V249H231L232 248V246H238L237 244ZM39 244H41V246L39 245ZM44 244L46 245V246H48V248H49V250H47L46 248H45V250H47V252L45 253V252H41L39 249H44ZM50 244H51V242H50ZM83 244H82V246H83ZM90 245V246H88V245ZM94 244V245H93ZM102 244V245H101ZM160 244V245H159ZM219 244V245H218ZM226 244V245H225ZM257 244V245H256ZM43 245V246H42ZM93 245V246H92ZM98 245V246H97ZM119 245V247H117ZM137 245V246H136ZM158 245V246H157ZM198 245H199V248H201V251H199L200 249H198ZM202 245V246H201ZM215 245H218L219 246V248H218V246H216L215 247ZM222 245V247L224 246V249L226 250H222V248L220 249V246ZM232 245V246H231ZM256 245V246H255ZM258 245H260V246H258ZM41 248H40V247ZM96 246V247H95ZM102 246H103V248H102ZM113 246V247H112ZM128 246V247H127ZM174 246V245H173ZM203 246H205L206 247V249L203 247ZM226 246V247H225ZM249 246L251 247L250 248V250H249ZM255 246V247H254ZM258 246V247H257ZM99 247V248H98ZM122 247V248H121ZM155 247V248H154ZM159 248V249H157V248ZM167 247H170L171 249L169 250V251H171L172 249H175L176 250V254L175 253H173L174 251L172 250L171 251V256L169 255V251H166L167 250ZM239 247V246H238ZM101 248V249H100ZM166 248V249H165ZM192 248V249H193ZM203 248H204V250H203ZM207 248H210V249H207ZM212 248H213V250H212ZM214 248H215V250H214ZM258 248V249H257ZM55 249V248H54ZM89 249V250H88ZM113 249V250H112ZM161 249V250H160ZM162 249H163V253H161V251H162ZM247 249L249 250V251H247ZM50 250V251H51ZM97 250V251H96ZM147 250V251H146ZM158 250V253L157 252H154V251H157ZM187 250V251H186ZM197 250V251H196ZM207 250H211L210 252L209 251H207ZM244 250V251H243ZM42 251H44V250H42ZM57 251V250H56ZM89 251V252H88ZM101 251H99L98 253H100ZM114 251V252H113ZM153 251V252H152ZM167 253H166V252ZM195 251L196 252H199L198 254L197 253H195ZM207 251V252H206ZM212 251H214V254L212 253ZM221 251H223V253L221 252ZM245 251H247V253H245ZM55 252V250H53V253ZM93 252V253H94ZM147 252V253H146ZM169 252V253H168ZM183 252V254H181ZM189 252V251H188ZM200 252L202 253V252H205V254L204 253H202V254H200ZM209 252V253H208ZM217 252V253H216ZM218 252H221V254H224L225 252H229L228 254L227 253H225L224 255H223V258H222V255L220 254V253H218ZM231 252H234V253H231ZM40 253H43L42 255L40 254ZM46 255H48V256H46ZM56 253V252H55ZM54 253V254H55ZM133 253V254H132ZM164 256H162L163 258L162 259H160L161 257V254ZM179 253V254H178ZM185 253V254H184ZM235 253H237L236 255H235ZM32 254H31V257H33L32 256ZM51 254V253H50ZM101 254V253H100ZM105 254V255H104ZM120 254V255H119ZM152 254H154V255H152ZM156 254V255H155ZM211 254H213L214 256H215V258H213L212 256H211ZM217 254V255H216ZM221 255V256H219V255ZM230 254H232V255H230ZM45 256V260L46 261H44V256ZM53 254H51V260L53 259H55V256H52ZM104 255V256H103ZM117 255V256H116ZM127 255V256H126ZM134 255V256H133ZM141 255V256H140ZM152 255V256H151ZM160 255V256H159ZM167 255V256H166ZM197 255V256H196ZM234 255V257H232ZM242 255V256H241ZM112 256V257H111ZM120 256V257H119ZM125 256V257H124ZM141 257V259H140V257ZM225 256V257H224ZM228 256V257H227ZM101 257V258H100ZM117 257H119V258H117ZM130 257V258H129ZM148 259H147V258ZM166 257H169V258H167V263L166 262H163V263H160V261L162 262V260H166V259H164V258H166ZM194 257V258H193ZM221 257V258H220ZM34 258V257H33ZM62 258L64 259V256H62ZM62 258H60V259H62ZM125 258V259H124ZM133 258V259H132ZM177 258V259H176ZM180 259V261L179 262H177L179 259ZM183 258V259H182ZM199 258V259H198ZM219 258V259H218ZM34 259V260H35ZM48 259V260H47ZM114 259V260H113ZM138 261H137V260ZM146 259V260H145ZM157 259V260H156ZM176 259V260H175ZM182 259V260H181ZM193 259V260H192ZM195 259V260H194ZM213 259H215V260H213ZM105 260V261H104ZM109 260V261H108ZM129 260V261H128ZM143 260V261H142ZM173 261V262H171V261ZM189 260V261H188ZM217 260H220V261H217ZM223 260V261H222ZM247 260V261H246ZM32 261H33V259H32ZM38 261V262H37ZM128 261V262H127ZM133 261V262H132ZM169 261V262H168ZM200 261V262H199ZM201 261H203V262H201ZM205 261V262H204ZM37 262V263H36ZM51 262L52 261H50V264H51ZM107 262V263H106ZM125 262V263H124ZM139 262V263H138ZM222 262V263H221ZM249 262V263H248ZM264 261H262L261 263L260 262H257L258 264H264L263 263ZM208 264H209V262H208Z\"/></svg>",
	"mask_w": 264,
	"mask_h": 264
},
{
	"label": "bare ground",
	"instance_id": "6f19581e",
	"mask_svg": "<svg viewBox=\"0 0 264 264\" xmlns=\"http://www.w3.org/2000/svg\"><path fill=\"white\" fill-rule=\"evenodd\" d=\"M37 1H39V0H0V264H34V261H36V259H37V257L39 258V257H41L42 258V256H36L37 255V253L39 252V251H35L34 250V248L35 249H38V248H36V247H38V245H36L35 247H33V244H32V240L34 239V241L37 239V238H39V240H37V241H44L45 242V240L47 239H49L50 240V242H51V244H50V242H49V246L51 247V246H53V249L51 250V248H50V250H49V248H48V246H46L45 244H44V249H42L40 246H41V244H39L40 246V248L41 249H39L41 252H47V250H49V253L47 252L46 254H48L49 255V258L48 259H50L49 260V264H50V261H52L51 262V264H88V262L90 263V262H92L93 263V260H94V262H95V260H96V258H98L99 259V256H101L102 255V253H105L104 251H105V249L104 250H99V251H101L100 253H98L99 251H97V253L96 252H92V253H85V249H84V247H85V245L83 244V240L81 241L82 242V244H83V246H82V244H81V242H80V240L79 241H76V242H72L71 241V239H70V237H72L73 235H71L70 237H68L69 235V232H67L66 231V229L68 230V227H70L71 228V222H72V224H73V220L75 219V217H77L78 216V214L79 213H76V215H74V213L73 212H75V206H72V202L71 201H73V199H74V201H76V199H79V198H76V197H74L73 199H72V197H71V199H70V196H68V198H67V196H66V198H63V197H65V196H61L60 198H56V200L55 199H53V198H50V200L49 199H46L47 201H44V200H42L43 202H44V204L47 206L46 208L47 209H44V210H46L47 212H44L43 210V212H44V214H42L43 212L40 210V208H44V206L45 205H42V206H40V204L42 203L43 204V202H41V200H39V211H41V214L38 212V209L35 211V209L33 210V212H32V209L31 210H29V211H27L26 209H28L27 208V206L25 207V205H23L24 206V209H25V211L26 212H28V215L30 214V213H34L33 215H36V216H33L32 217V215L31 216H29V217H31V218H27V215L26 216H22V215H25L24 213L22 214V202H24L25 203V201H23V199L25 198L24 196H22L23 194H22V187H34V186H36V188H38V186H40L39 187V192L38 191H36V190H38V189H34L35 190V192H37L36 193V195L38 196H36V199H40L39 198V196H46V193H49V195H51V192L52 191H49V189L47 188V189H43V190H46L45 192V195H41L40 193H42V191L43 190H40V188L42 189L43 188V185L45 184V182L43 183V184H41L40 185V183H41V178H40V176H39V174L41 173V171L42 170H44V168H46L44 165V168H42V163H41V165H40V162L42 161H46L45 163H47L48 164V160L50 159V157H52L54 154V149L53 148H57L58 146H57V144H55L56 146L55 147H52V148H50V150H52V152H51V154H53L52 156H50L51 154L48 152L49 150H47V149H44L43 148V144H41V143H43L42 141L43 140H41V139H36L37 137L39 138V136H41V135H39L38 136V134L40 133V132H43V130L41 131L40 130V132L39 131H37V128H35L34 130L35 131H37V132H34V130H31V128L30 127H33V126H35V125H33V126H29V127H27L26 125L28 124V123H26L27 121V119L25 120V119H23V117H26V116H22L23 115V113H29L28 112V110L30 111L31 109L33 110V108H35V107H38V106H40L42 103L43 104H45V105H47L48 103H46L47 102V98H50V97H52L53 95H54V97L57 99V101L59 100V99H65V98H67L68 99V101H67V99H66V103H65V100H64V103L65 104H69L70 102H73L72 100L73 99H75L76 100V97H78V95H79V97H80V95L82 96L83 94H85V92L87 91V90H92L93 88H95V87H97V84H96V86H95V84H94V82H91V81H93L94 80V78H89V79H85L84 81H82L83 80V78H81L79 81H77V82H75V83H73V84H67L66 85V83L65 82H62V83H64L65 85L63 86V84L62 83H59V82H61L60 80H59V82L57 81V79H52V77H51V74H52V71H54V69L56 68V66L54 65V69H52V66L51 67H49L50 65L49 64H52L51 62H50V60L54 57V55H51L49 58H43L42 56V54L43 53H45V51L43 50V43H42V38H49V37H54V36H56V35H58V36H61V35H63V34H67V33H73V34H67L68 36H74V38L75 37H77V36H80L81 34H82V36H84L85 34H86V36H84L83 38V40L82 41H84L85 40V37H90V33L92 34V32H96V33H98L97 35L99 36V34L100 33H102L103 32V35H101V36H99V37H101V38H99L98 36V39L100 40H102V37H104V35H105V33L106 32H104V30L105 31H107V28H113V23H112V25L110 24V23H108V22H111V17L113 16V17H115L116 15H118V17H116L117 19H116V21H114V23H116L115 25L117 26L118 25V23H121V22H128L129 23V25L130 26H132V29L133 30H136V31H134V32H132L131 30H129V28L128 27H126V28H123L122 29V27H121V25H118L121 29H119V27H118V30H117V28H116V33L115 34H113V35H111V36H109V40H106L107 42H104V41H102V42H100L99 44H102V46H105L104 44H106V49L108 48V49H112V52L113 53H116V55L118 56L117 58H118V61H119V63H118V61L116 62V64H118L117 65V67H119L118 69H117V71L119 72V73H117V74H119L118 76L120 77V75H124L125 77H122L121 78V82L122 81H126V72H127V70H128V67L129 66H127L126 67V65H128V64H126V62H128L129 60H131V58L132 57H136L135 59H137V61H135L133 58V60L132 61H135V62H137V63H133L132 65L133 66H131L132 67V69L134 70V71H139L140 70V68L141 69H143L141 66H142V62H140L139 60H141V59H139V55H137L138 53L137 52H135V53H131V52H129V53H131V54H129L128 53V51L126 52V51H124L123 49H122V47H123V44L121 43V42H123V40L125 39V41H126V38H124L123 39V35L121 36V33L123 32V33H126L125 31H131V33L133 34V36H132V38L134 37V36H137L138 35V33H140V34H142V36H143V33L144 34H146L147 36H148V34H151L150 35V37H154L153 39H152V42L150 43V46L151 47H149L151 50H153V52L152 53H154V54H159L158 52L160 51L159 50V46L161 47L162 45H159L157 42L159 41L158 39V41L156 40L155 41V38H158V36H159V34H162L163 32H165L163 35L164 36H166L165 38H167V40L168 41H171V42H174L173 44L174 45H179L180 44V40H182V38L184 39V30H180L179 28L176 30H174V28H168V30L166 29V27H165V31H163V32H160V31H158V30H155L154 28H153V26L149 23L148 24V26H146L145 24L144 25H142L141 24V28L139 27L140 26V24L138 23V22H141V21H143V20H140V21H138V19H140L141 17H142V13H143V11H145L146 10V8L144 7V5L146 6L147 4H143V2H145V0H135V2L136 1H140L139 3H128L127 2V0H126V2H124V0H120V1H118V0H110L108 3L105 1V6H104V4H100L101 5V8L99 9V4L98 5H94V7L92 6V8H94V10L93 9H91L92 11H88L89 10V8H90V5H89V8H88V10H87V8L85 9V12L83 11V10H80L81 12H83V14L82 13H80L78 10H76V11H74V14L76 15V17H74V18H71L72 20L70 21L68 18H67V20H66V18L65 17H63V19L65 20V21H67V22H65V21H63V20H60V21H62V22H59L58 20L59 19H57L56 21H58V23H56L57 24V26L55 25H53L54 23L52 22V24L50 25H48L47 26V24H48V20H47V23H45V24H43L42 26L40 25L39 27H38V25H37V27H36V24L38 23V22H36L37 20H40V19H38L39 17L36 15V14H38L39 13V6L41 7L42 5H39V4H42L43 2H39V4H38V2ZM56 1V0H55ZM58 1H62V0H58ZM69 2H71V4L72 3H74V2H76V3H78L79 1L81 2V0H68ZM96 2V1H98V0H89V3L91 4V2ZM108 1V0H107ZM134 1V0H133ZM148 1H152V0H148ZM165 2V0H153L152 2H155V3H158V2ZM172 1V0H171ZM171 1H170V6H171V8H173L174 7V5H176V3L174 4V5H171ZM174 1H176V0H174ZM179 1V0H178ZM187 1V0H186ZM185 1V2H186ZM189 1H191V2H193L194 3V0H188L187 2L189 3ZM207 0H205L204 2H206ZM217 1V0H216ZM236 1V0H235ZM234 1V2H235ZM239 0H237V2H238ZM247 1H249V0H245V2H247ZM261 0H259V2H260ZM57 2V1H56ZM63 2H65L64 0H63ZM83 3H84V0L82 1ZM98 2H100V1H98ZM101 2H102V0H101ZM100 2V3H101ZM163 2V3H164ZM173 2V1H172ZM184 2V1H183ZM232 2V1H231ZM241 2V1H240ZM53 3H55L54 2V0H53ZM143 5H142V4ZM146 3H148V2H146ZM166 3V2H165ZM178 3V2H177ZM193 3H191V6L193 5ZM203 3V2H202ZM209 3V2H208ZM249 3V2H248ZM251 3L254 5V3H256L257 4V6H258V8L260 7V5H259V3L258 2H251V0H250V5L248 4V6H252L253 7V5H251ZM93 4V3H92ZM91 4V5H92ZM132 4V6H133V4L135 5V7H132V6H130ZM149 4V3H148ZM154 4V3H153ZM178 4H180V3H178ZM190 4V3H189ZM237 4V3H236ZM235 4V5H236ZM255 4V5H256ZM34 5L35 6H37L38 8H34ZM76 5V4H75ZM87 4H85V6H86ZM102 5H103V7H102ZM167 5H168V3H167ZM201 5V4H200ZM207 5V4H206ZM220 5V4H219ZM224 5V4H223ZM232 5H233V2H232ZM234 5V6H235ZM240 5V4H239ZM242 5V4H241ZM246 5V4H245ZM255 5H254V7H255ZM32 6V7H31ZM43 6H44V4H43ZM42 6V7H43ZM79 6V5H78ZM82 6H83V4H82ZM88 6V5H87ZM138 6V7H137ZM142 6H143V8H142ZM149 6H150V4H149ZM156 6V5H155ZM161 6H163V5H161ZM173 6V7H172ZM195 6V5H194ZM196 6H198V5H196ZM203 6V5H202ZM201 6V7H202ZM205 6V5H204ZM227 6H228V4H227ZM226 6V7H227ZM256 6V7H257ZM29 7V8H28ZM41 7V9L40 10H42L43 12H44V10H43V8ZM80 7V6H79ZM84 7V6H83ZM199 7V6H198ZM198 7H195V8H198ZM230 7V6H229ZM236 7V6H235ZM234 7V8H235ZM238 7V6H237ZM236 7V8H237ZM255 7V8H256ZM261 7H263V5L261 6ZM36 11V12H38V13H36L33 9ZM71 8V7H70ZM175 8V7H174ZM221 8V7H220ZM254 8V9H255ZM257 8V9H258ZM28 9L29 10H31L32 9V11L31 12H28ZM81 9V8H80ZM167 9H169V8H167ZM194 9V8H193ZM211 9V8H210ZM219 9V8H218ZM226 9V8H225ZM224 9V10H225ZM230 9V8H229ZM229 9H227L228 10V12L227 13H229ZM239 9V8H238ZM241 9V8H240ZM251 9H253V8H251ZM259 9H261V8H259ZM195 10V9H194ZM197 10V9H196ZM250 10V7L248 8V11ZM34 11V12H33ZM53 11V10H52ZM70 11V10H69ZM78 11V13H80L79 15L77 14V13H75V12H77ZM183 11V10H182ZM213 11V10H212ZM226 11V10H225ZM240 11V10H239ZM239 11L237 10V12L239 13ZM242 11H244V10H242ZM247 11V12H248ZM252 10H250V12H251ZM261 12L262 11H264V8H263V10L261 9L260 10ZM50 12V11H49ZM207 12V11H206ZM213 12H215V11H213ZM231 12V11H230ZM233 12H235L234 11V9H233ZM233 12H232V15H233ZM245 12V11H244ZM254 12H255V10H254ZM260 12V13H261ZM47 13V12H46ZM70 13H72L71 11H70ZM173 13V12H172ZM171 13V14H172ZM178 13H179V11H178ZM224 13V12H223ZM238 13L236 14V16H238ZM246 13V12H245ZM257 13V12H256ZM264 12H262V14H260L259 16H264V14H263ZM185 13L183 12L182 13V15H184ZM186 14H187V12H186ZM206 14V16H207V13H205ZM213 14H216V13H213ZM255 14V13H254ZM259 14V13H258ZM46 15V14H45ZM49 15V14H48ZM56 15V14H55ZM68 15V14H67ZM210 15L211 14H208V17H206V16H204V17H206L204 20H207V21H203V19L201 20V18H199V17H196V18H199L200 19V21H199V25L197 26V27H195V31H192L194 34H193V36H197V38H199L198 40H199V42H197V38H193L194 40H196V42H197V44H195V46H197V47H195V48H198V49H200V48H202V49H205V50H207V51H209L216 59H218L219 61H221L222 63H224V64H227L226 66H229L228 65V61L226 62V60L223 58V56H221L220 55V53L221 52H219V49H218V47L216 48L215 46H213V42L215 41H213V42H208V41H210L211 40V38H210V36L208 37V35H210V34H208V32H209V30H210V23L208 22V21H211V22H214V24H215V22H216V26L215 27H217L216 29H220L219 28V22L217 21L218 19L216 18V16H215V19H214V15L212 16V17H210ZM217 15V14H216ZM225 15H227V14H225ZM230 15H231V13H230ZM229 15V16H230ZM234 15H235V13H234ZM233 15V16H234ZM246 15V14H245ZM256 15V16H255ZM254 16H255V18H256V20H257V17H258V15L257 14H255ZM133 16V17H132ZM164 16V15H163ZM162 16V17H163ZM180 16H181V14H180ZM228 16V17H229ZM232 16V17H233ZM250 16V15H249ZM36 17V18H35ZM55 17V16H54ZM68 17H69V15H68ZM134 17H137V20H134L135 18ZM174 17V16H173ZM177 17V16H176ZM179 17V16H178ZM191 17H194V16H192L191 15ZM218 17V16H217ZM261 17H260V19H261ZM34 18V19H33ZM47 18V17H46ZM60 18V17H59ZM133 18V19H132ZM144 18V17H143ZM142 18V19H143ZM184 18H185V16H184ZM235 18H237V17H235ZM234 18V19H235ZM254 18V19H255ZM259 18V17H258ZM52 19V18H51ZM56 19V18H55ZM109 19H110V21H109ZM148 19V18H147ZM171 19V18H170ZM176 19V18H175ZM174 19V20H175ZM183 19V18H182ZM191 19V18H190ZM221 19V18H220ZM223 19V18H222ZM226 19V18H225ZM229 20L231 19L232 20V18H231V16L228 18ZM227 19V20H228ZM253 19V20H254ZM264 19V18H263ZM35 21L36 22V24H35V22L33 23L32 22V24L31 25H33L32 26V29L31 28H29L30 27V25H28V21H30V23H31V21ZM42 20V19H41ZM115 20V19H114ZM174 20H172L173 21V25H175V26H173V27H176V24L174 23V22H177L176 20L174 21ZM177 20H178V18H177ZM184 20V19H183ZM186 20V22L188 21H190V20H187V18L185 19ZM226 20V21H227ZM262 20V19H261ZM27 21V22H26ZM51 21V20H50ZM49 21V22H50ZM55 21V20H54ZM137 21V23L138 24H136L135 22ZM167 21V20H166ZM171 21V22H172ZM193 21V20H192ZM203 21V22H202ZM235 21V20H234ZM233 21V22H234ZM238 21V20H237ZM236 21V22H237ZM242 21V20H241ZM24 22H26V23H24ZM146 22H147V20H146ZM185 22V21H184ZM194 22V21H193ZM223 22V21H222ZM225 22V21H224ZM232 22V21H231ZM232 22V24L231 25H235L234 23ZM264 22V21H263ZM22 23H24L25 24V26H24V28L25 29H27V28H29V29H27V30H25L24 28L22 29ZM61 23H63L64 25H62ZM157 23V22H156ZM181 23V22H180ZM228 23V22H227ZM226 23V24H227ZM34 24H35V26H34ZM38 24H40V23H38ZM169 24V23H168ZM183 24V23H182ZM185 24V23H184ZM188 24H190V22L188 23ZM26 25L28 26V27H26ZM53 25V26H52ZM59 25V26H58ZM179 25V24H178ZM187 25V24H186ZM192 25V24H191ZM231 25H229V27L230 28H232L233 26H231ZM246 25V24H245ZM263 25V24H262ZM111 26V27H110ZM115 26V27H116ZM125 26V25H124ZM189 26V25H188ZM194 26V25H193ZM213 26V25H212ZM238 25H236L235 27H237ZM257 26H258V24H257ZM260 26V25H259ZM258 26V27H259ZM145 27V28H144ZM160 27V26H159ZM182 27H184V25L182 26ZM244 27V26H243ZM254 27V26H253ZM252 27V28H253ZM256 27V26H255ZM254 27V28H255ZM140 28V29H139ZM238 28V27H237ZM240 28V27H239ZM257 28V27H256ZM260 28V27H259ZM159 29V28H158ZM183 29V28H182ZM248 29H249V27H248ZM113 29H111V31H112ZM217 30V31H218ZM225 30V29H224ZM227 30V29H226ZM253 30V29H252ZM256 30V29H255ZM257 30H259V29H257ZM115 31V30H114ZM114 31H112L113 33H114ZM162 31V30H161ZM211 31V30H210ZM243 31V30H242ZM241 31V32H242ZM248 31V30H247ZM260 31V30H259ZM111 32V33H112ZM219 32V31H218ZM222 32V31H221ZM244 32V31H243ZM258 32V31H257ZM111 33H109V34H111ZM128 33V32H127ZM187 33H189V34H187V38H188V36H190V35H192V33H191V29H189V30H187ZM211 33V32H210ZM239 33V32H238ZM259 33V32H258ZM59 34H61V35H59ZM75 34H77V35H75ZM84 34V35H83ZM94 35H95V33H93ZM93 34H92V36H93ZM137 34V35H136ZM241 34V33H240ZM247 34V33H246ZM66 35V36H67ZM88 35V36H87ZM108 35V33L106 34V36ZM222 35H223V33H222ZM239 35V34H238ZM242 35V34H241ZM240 35V36H241ZM141 36V35H140ZM145 36V35H144ZM213 36V35H212ZM233 36V35H232ZM253 36H255V34L253 35ZM57 37V36H56ZM81 37V36H80ZM80 37H78V38H80ZM96 37V36H95ZM95 37L93 36L92 38H94L95 39ZM96 37V38H97ZM128 37H130V36H128ZM219 37H222L221 35H219ZM235 37H237V36H235ZM243 37V36H242ZM242 37L240 38V39H242ZM249 37H251V34H250V36L248 35V38H247V40H245V41H250V39H252L253 40V38H249ZM256 37V36H255ZM258 37V36H257ZM262 37H264L263 35H262ZM261 37V38H262ZM47 38V39H48ZM71 38V37H70ZM82 38V37H81ZM106 38V37H105ZM131 38V39H132ZM138 38V37H137ZM135 38L134 37V39L135 40H133V42L134 43H132L133 45H135L136 47H143V43H140L141 41H138V39L140 38ZM148 38V37H147ZM191 38V39H192ZM225 38V37H224ZM246 38H244V39H246ZM75 39H77V38H75ZM74 39V40H75ZM88 39V38H87ZM86 39V40H87ZM94 39L92 40V42L94 41ZM108 39V38H107ZM128 39V38H127ZM150 38H148V40H149ZM230 39H233V37H231ZM264 38H262L261 40H263ZM50 40V39H49ZM68 40H69V38H68ZM78 40V39H77ZM89 40V39H88ZM87 40V41H88ZM90 40H91V37H90ZM97 40V39H96ZM99 40H98V42H99ZM151 40V39H150ZM165 40V39H164ZM185 40V39H184ZM193 40V41H194ZM220 40V39H219ZM234 40H236V39H234ZM237 40L239 41V39L237 38ZM237 40L235 41V42H237ZM251 40V41H252ZM256 40V39H255ZM43 41H45V39L43 40ZM67 41V40H66ZM130 41V40H129ZM179 43H178V42ZM189 41V40H188ZM218 41V40H217ZM223 41V40H222ZM240 41H242V40H240ZM244 41V40H243ZM250 41V42H251ZM257 41H258V39H257ZM47 42V41H46ZM45 42V43H46ZM62 42V41H61ZM104 42V43H103ZM132 42V41H131ZM167 42V41H166ZM171 42H169V44H171L172 45V43ZM196 42H194V43H196ZM224 42V41H223ZM226 42V41H225ZM234 42V43H235ZM254 42H256V41H254ZM259 42V41H258ZM262 43L264 42V40L263 41H261ZM45 43H44V45H45ZM82 43V42H81ZM81 43H79V46H80V44ZM148 43V42H147ZM182 43V42H181ZM189 43V42H188ZM199 43V44H198ZM229 43V42H228ZM232 43V42H231ZM231 43H230V45H231ZM247 43V42H246ZM262 43L260 44V47H258V48H260L261 50H263L264 49V47L262 46ZM85 44V43H84ZM83 44V45H84ZM89 44H91V43H89ZM94 44H96V42L94 43ZM162 44V43H161ZM190 44H191V42H190ZM221 44H223V43H221ZM227 44V43H226ZM225 44V45H226ZM248 44V43H247ZM258 43H254V45H255V48L257 47L256 45H257ZM264 44V43H263ZM98 45V44H97ZM141 45V46H140ZM149 45V44H148ZM233 45V44H232ZM237 45L239 46V43H237ZM240 45H242L243 46V44H240ZM250 45V44H249ZM254 45H252V46H254ZM75 46V45H74ZM77 46V45H76ZM91 46V45H90ZM90 46L88 47V45L86 46V47H88L89 48V50H90ZM92 46H94V45H92ZM91 46V47H92ZM128 46V45H127ZM132 46V45H131ZM85 47V46H84ZM84 47H83V49H84ZM134 47V46H133ZM147 47V46H146ZM164 47V46H163ZM168 47V46H167ZM177 47V46H176ZM193 47V46H192ZM191 47V48H192ZM228 47H231V46H228ZM263 49H262V48ZM94 48H95V46H94ZM97 48V47H96ZM95 48V50H98V48H99V45H98V48L96 49ZM127 48V47H126ZM149 48H147L148 49V51L150 50ZM194 48V47H193ZM194 48V50H196ZM236 48V47H235ZM254 48V52L252 51L251 52V54L252 53H254V55L252 54V57L251 56H249V54L250 53H248V54H246L245 56H244V54L242 53V54H240V56L242 55V56H244V57H247V56H249V59H251V64L249 65L248 64V62H246V59H244L243 58V60H241L243 63H247V65L248 66H250V67H248V68H250L251 69V71H252V73H249L250 72V70H247V71H249V72H246V71H244L245 69H240V68H238V65H239V63H238V65H237V62L238 61H240V59H238V61L235 63L236 65H234L235 67H233V68H231V73H232V75H233V77H234V79L236 80V82H237V85H244L243 84V82L245 83V80H246V82H247V80H251V78L250 77H253L252 78V80H253V87H255V91L256 92H259L256 88L260 85V84H262V85H264V79H262V73H261V75H260V73H258V70H259V68H264V52L263 51H261V50H259V51H261V52H256V49ZM257 48V49H258ZM70 49V48H69ZM68 49V50H69ZM91 49H93V48H91ZM100 49V48H99ZM103 49H104V47H103ZM106 49L105 50H102V51H104L103 53H106V52H108V51H106ZM142 49V48H141ZM144 49H145V47H144ZM143 49V50H144ZM176 49V48H175ZM230 49H232V47L230 48ZM233 49H234V46H233ZM249 49V48H248ZM253 49V48H252ZM252 49H250V50H252ZM46 50V49H45ZM95 50H94V52H95ZM132 50V49H131ZM138 49H136V51H137ZM150 50V51H151ZM159 50V51H158ZM193 50V51H194ZM239 50V49H238ZM245 50V49H244ZM47 51V50H46ZM51 51H52V49H51ZM86 51V50H85ZM88 51V50H87ZM91 51H93V50H91ZM106 51V52H105ZM139 52H141L140 50H138ZM168 51V50H167ZM53 52V51H52ZM52 52H50V53H52ZM64 52V51H63ZM77 52V51H76ZM97 52V51H96ZM101 52V51H100ZM160 52H162V51H160ZM238 52V51H237ZM246 52V51H245ZM71 53H72V51H71ZM74 53V52H73ZM81 53V52H80ZM142 53V52H141ZM140 53V54H141ZM147 53H149V52H147ZM151 53V52H150ZM151 53V54H152ZM46 54V53H45ZM48 54V53H47ZM65 54V53H64ZM69 54V53H68ZM75 54V53H74ZM111 54V53H110ZM129 54V55H128ZM142 54H144V53H142ZM154 54H152V55H154ZM60 55V54H59ZM67 55V54H66ZM76 55V54H75ZM99 55V54H98ZM107 55V54H106ZM112 55V54H111ZM113 55H115V54H113ZM150 55V54H149ZM171 55H172V53H171ZM186 55V54H185ZM57 56V55H56ZM61 56V55H60ZM83 56V55H82ZM108 56V55H107ZM147 56V54H145V56H142L145 60H146V57ZM154 56H156V55H154ZM177 56H179V55H177ZM187 56H188V54H187ZM199 56V55H198ZM73 57V56H72ZM86 57V56H85ZM105 57V56H104ZM103 57V58H104ZM109 57V56H108ZM126 57V58H125ZM128 57V58H127ZM150 57V56H149ZM152 57V56H151ZM150 57V58H151ZM160 57H161V55H160ZM160 57H158V58H160ZM169 57H170V55H169ZM172 57V56H171ZM186 57V56H185ZM251 57V58H250ZM56 58V57H55ZM58 58V57H57ZM121 58V59H120ZM122 58H124L125 59V61L126 60H128V61H123V63L125 62V64L126 65H124V64H122V61L120 62V60H123ZM130 58V59H129ZM141 58V57H140ZM149 58V59H150ZM156 58V57H155ZM165 58V57H164ZM176 58V60L177 61H180L179 60V58L180 57H175ZM231 58V57H230ZM248 58V57H247ZM61 59V58H60ZM65 59V58H64ZM64 59H63V61H64ZM69 59V58H68ZM71 59V58H70ZM76 59V58H75ZM81 59V58H80ZM95 59V58H94ZM112 59V58H111ZM115 59V58H114ZM143 59V60H144ZM153 59V58H152ZM171 59H173L174 60V56H173V58H170V59H168V61L167 62H169V60H171ZM186 59V58H185ZM242 59V58H241ZM78 60V59H77ZM108 60V59H107ZM144 60V61H145ZM235 60V59H234ZM111 61V60H110ZM112 61H114V60H112ZM142 61V60H141ZM165 61V60H164ZM177 61H174V62H177ZM196 61V60H195ZM194 61V62H195ZM204 61V60H203ZM240 61V62H241ZM249 61V60H248ZM72 62V61H71ZM115 62V61H114ZM131 62V61H130ZM140 64H139V63ZM146 62V61H145ZM166 62V63H167ZM172 62V61H171ZM174 62H172V63H174ZM193 61H192V63H194ZM235 62V61H234ZM240 63V65L241 64H243V63ZM67 63V62H66ZM113 63V62H112ZM144 63V62H143ZM178 63V62H177ZM25 64H27V66H25V67H28V65L29 64H31V65H33L34 64V67H33V71H34V69H35V71L37 70L39 73H36V75L37 74H41L39 77H37L34 73L35 72H33V77L31 78L30 76H28V78L30 77L31 79H32V81H30L29 82V79L28 78H26L27 77V75L28 74H31L30 72L23 78L22 76H24L23 74H22V68H24V67H22V65H25ZM106 64V63H105ZM114 64V63H113ZM145 65H146V67H148L149 65V63L148 64H146V63H144ZM152 64V63H151ZM165 64V63H164ZM178 64H180V63H178ZM189 64V63H188ZM187 64V65H188ZM195 64H197V63H195ZM61 65V64H60ZM66 65V64H65ZM64 65V66H65ZM148 65V66H147ZM174 65V64H173ZM190 65V64H189ZM194 65V64H193ZM244 65H246V64H244ZM78 66V65H77ZM79 66H81V65H79ZM87 66V65H86ZM89 66V65H88ZM94 66V65H93ZM107 66V65H106ZM112 66V65H111ZM115 66V65H114ZM151 66V65H150ZM149 66V67H150ZM204 66V65H203ZM113 67V66H112ZM116 67V66H115ZM116 67V68H117ZM161 67V66H160ZM174 67H175V65H174ZM75 68V67H74ZM151 69H152V67H150ZM154 68H156V66L154 67ZM162 68V67H161ZM200 68V67H199ZM244 68V67H243ZM28 70H32L31 69V67L29 66V68H27ZM157 69H159L158 68V66H157ZM167 69V68H166ZM186 69V68H185ZM27 70V71H28ZM52 70V71H51ZM57 70V69H56ZM64 70V69H63ZM102 70H104V69H102ZM102 70H101V72H102ZM155 69H153V71H154ZM180 70V69H179ZM264 70V69H263ZM36 71V72H37ZM51 71V72H50ZM59 71V70H58ZM71 71V70H70ZM69 71V72H70ZM78 71V70H77ZM105 71V70H104ZM107 71V70H106ZM129 71V70H128ZM141 71V70H140ZM159 71V70H158ZM157 71V72H158ZM161 71V70H160ZM178 71V70H177ZM185 71V70H184ZM32 72V71H31ZM24 73H27L26 72V69H25V72ZM54 73H55V71H54ZM77 73V72H76ZM140 73V72H139ZM259 75H258V74ZM73 74H75V73H73ZM106 74V73H105ZM117 74L115 75V74H113V75H115V77L117 76ZM197 74V73H196ZM250 74H251V76H250ZM35 75V76H34ZM62 75V74H61ZM76 75V74H75ZM109 75V74H108ZM108 75H106L107 77H105V81L104 82H106V80L108 79H110L111 77L110 76H108ZM112 75V76H113ZM253 75V76H252ZM52 76H53V74H52ZM117 76V77H118ZM264 76V75H263ZM37 77V80L35 79ZM55 78L57 77V76H54ZM71 77V76H70ZM94 77V76H93ZM101 77V76H100ZM98 78L99 80H100V82H103L102 80H103V77L102 78ZM117 77H116V79H117ZM118 77V78H119ZM131 77V76H130ZM157 77V76H156ZM23 78V79H22ZM26 78V79H25ZM33 78H34V80H33ZM67 78V77H66ZM128 78V77H127ZM30 79V80H31ZM41 79V80H40ZM75 79V78H74ZM112 79V78H111ZM99 80H97V81H99ZM118 79H117V81L120 83V81H119ZM129 80V79H128ZM135 80V79H134ZM174 80V79H173ZM185 80V79H184ZM249 80V81H250ZM67 81V80H66ZM71 81V80H70ZM75 81V80H74ZM80 81H82V82H80ZM96 81V82H97ZM113 81H115V79L113 80ZM117 81H115V82H117ZM136 81V80H135ZM137 81H142V79H140V80H137ZM248 81V82H249ZM99 82V83H100ZM115 82H114V84H110L109 83V85H111V86H108V88H107V86H106V88H107V90H106V88H105V90H104V88L102 89L103 91V93L105 94V92L106 91H108V89L109 88H113V86H116V88H117V86L119 87V84L118 85H115ZM117 82V83H118ZM131 82V81H130ZM168 82V81H167ZM201 82V81H200ZM82 83H85V85L84 84H82ZM108 83V82H107ZM116 83V84H117ZM133 83V82H132ZM102 84V83H101ZM121 84V83H120ZM137 84V83H136ZM210 84V83H209ZM246 84V83H245ZM123 85V84H122ZM250 85V84H249ZM62 86V87H61ZM134 86V85H133ZM136 86V85H135ZM158 87V86H157ZM163 87V86H162ZM207 87V86H206ZM233 87V86H232ZM121 88H122V86H121ZM186 88V87H185ZM217 88L219 89L220 88V85H219V83H217ZM118 89V88H117ZM116 89V90H117ZM120 89V88H119ZM129 89V88H128ZM148 89V88H147ZM163 89V88H162ZM222 89H224L223 87H222ZM94 90V89H93ZM185 90H187V89H185ZM241 89L239 88V91H240ZM245 90V89H244ZM261 90V89H260ZM98 91V90H97ZM101 91V90H100ZM105 91V92H104ZM115 91V90H114ZM262 91V90H261ZM59 93L60 95L59 96H55V93ZM88 92V91H87ZM140 92V91H139ZM142 92V91H141ZM263 92V91H262ZM96 93V92H95ZM123 93V92H122ZM126 93V92H125ZM128 93V92H127ZM173 93V92H172ZM193 93V92H192ZM251 93V92H250ZM253 93H255L254 91H253ZM252 93V94H253ZM22 94H23V96H22ZM67 94H69V95H67ZM92 94H94V91H92ZM91 94V95H92ZM141 94H143V93H141ZM256 94H258V93H256ZM66 95V96H65ZM126 95V94H125ZM149 95V94H148ZM192 95V94H191ZM229 95V94H228ZM240 95V94H239ZM261 95V94H260ZM111 96H112V94H111ZM134 96V95H133ZM136 96V95H135ZM150 96V95H149ZM225 93L224 92H222L221 93V91H220V89H219V92L217 93V98H218V102H220V103H224L225 102ZM241 96V95H240ZM254 97H255V95H253ZM259 95H257V97H258ZM263 96H264V92H263ZM53 97V98H54ZM78 97V98H79ZM98 97H99V95H96V94H94V96L92 97L91 96V98L89 99V97H88V99L86 100L85 98V103L87 104L88 102H91L92 100L94 101V99H98ZM120 97H122V96H120ZM119 97V98H120ZM125 97V96H124ZM123 97V98H124ZM130 97V96H129ZM185 97V96H184ZM192 97V96H191ZM242 97V96H241ZM257 97H255L256 99H257ZM107 98V97H106ZM110 98V97H109ZM119 98H116V100H118ZM128 98V97H127ZM255 98H254V100H255ZM260 98V97H259ZM258 98V99H259ZM101 99V98H100ZM122 99V98H121ZM120 99V100H121ZM135 99V98H134ZM138 99V98H137ZM161 99H162V97H161ZM257 99V100H258ZM42 100H46L45 102L44 101H42ZM53 100V99H52ZM51 100V101H52ZM62 100V101H63ZM108 100V99H107ZM124 100V99H123ZM190 100V99H189ZM193 100L196 102V103H198V100H197V97H194V95H193ZM227 100V99H226ZM261 100V99H260ZM40 101H42V103L40 104V103H38V102H40ZM119 101V100H118ZM118 101H117V103H118ZM186 101V100H185ZM38 104H37V103ZM55 102V101H54ZM61 102V101H60ZM96 102V101H95ZM110 102H112L111 100H110ZM124 102H126V101H124ZM130 102V101H129ZM134 102H135V100H134ZM142 102H144V101H139V102H137L136 104L134 103V105H133V107H132V110L134 109V112L133 113H135V115H134V117H136V118H134L133 117V119H135V120H137V117L139 116V109H140V104L142 103ZM194 102V103H195ZM201 102V101H200ZM256 102V101H255ZM260 102L261 101H258V103L256 102V104L257 105H259V106H256V107H259L260 108V105L262 104L263 105V103H261L260 104ZM24 103L25 104H27V105H24ZM28 103H30L29 104V106H30V108H28L29 106H28ZM31 103H32V105H33V108H31L32 107V105H31ZM34 103H35V105H37V106H35L34 105ZM53 103V102H52ZM52 103H49V104H52ZM64 103H61L62 105H63V107H64ZM84 103V102H83ZM82 102H81V104H83ZM84 103V104H85ZM109 103V102H108ZM123 103V102H122ZM161 103V102H160ZM61 104L59 103V105L57 104V105H55L56 107H57V109H58V106H61ZM85 104V105H86ZM112 104V103H111ZM115 104V103H114ZM202 104V103H201ZM25 107H24V106ZM45 105H42V106H45ZM70 105H71V107L73 106L72 105V103H70ZM70 105H67L68 106V108H69V106ZM76 105V104H75ZM110 105V104H109ZM131 104H129V106H130ZM22 106H23V111H24V108H25V111L23 112L22 111ZM26 106H28L27 107V109H26ZM35 106V107H34ZM84 106V105H83ZM82 106V107H83ZM87 106V105H86ZM85 106V107H86ZM94 106H95V103H94ZM132 106V105H131ZM130 106V107H131ZM163 106V105H162ZM200 106V105H199ZM70 107V108H71ZM84 107V108H85ZM88 107H90V106H88ZM88 107H86L85 108V110H87L88 109ZM112 107H115V106H112ZM109 108L108 106H105V111H107V112H109L110 111V109H113V108ZM154 107V106H153ZM53 108H55L54 106H53ZM52 108V109H53ZM66 108V105H65V107L63 108V109H65ZM76 108V107H75ZM79 108V107H78ZM95 108V107H94ZM41 109V108H40ZM44 109V108H43ZM62 109V108H61ZM63 109H62V111H63ZM72 109V108H71ZM82 109V108H81ZM202 109V108H201ZM212 109H214V108H212ZM216 109V108H215ZM214 109V110H215ZM240 109V108H239ZM248 109V108H247ZM261 109V108H260ZM46 110V109H45ZM44 110V111H45ZM48 110H50V112H52V110H51V108H47V112H48ZM56 110V109H55ZM54 110V111H55ZM115 110V109H114ZM118 110L120 111V108H118ZM145 110V109H144ZM261 110H263V109H261ZM60 111V110H59ZM58 111V112H59ZM65 111V110H64ZM81 111H84V110H81ZM91 111V110H90ZM104 111V110H103ZM122 111V110H121ZM125 111V110H124ZM130 111V110H129ZM198 111V110H197ZM216 111V110H215ZM250 111V112H249ZM249 114L251 113V111H253V110H251V109H249ZM264 111V110H263ZM23 112V113H22ZM50 112L49 113H47V115L48 114H50ZM67 112V111H66ZM127 112V111H126ZM126 112H125V114H126ZM137 112V113H136ZM140 112H141V110H140ZM153 112V111H152ZM170 112V111H169ZM201 112H204V111H201ZM255 112V111H254ZM26 113H25V115H26ZM36 113H38V112H36ZM39 113H42V112H39ZM38 113V115H40ZM46 113V112H45ZM60 113H61V111H60ZM86 113H87V111H86ZM85 113V114H86ZM106 113V112H105ZM110 113V112H109ZM117 113V112H116ZM131 113V112H130ZM207 113V112H206ZM32 114V113H31ZM52 114V113H51ZM55 113H53V115H54ZM74 114V113H73ZM114 114H115V111H114ZM132 114V113H131ZM146 114V113H145ZM144 114V115H145ZM197 114V113H196ZM263 114V113H262ZM36 115V118H38L37 117V114H35ZM42 115H45V114H42ZM47 115H46V117H47ZM77 115H79V114H77ZM87 115V114H86ZM117 115H119V114H117ZM194 115V114H193ZM205 115V113L202 115L201 114V120H202V122H201V124L203 123L204 124V129L206 128V130H207V138H206V141H207V148H208V150H209V154H207V155H209V161H210V164H209V171H210V180H211V182H209V184L211 183V189H213L212 191L214 192V194H213V196L215 195V200H214V202H212L211 200L214 198H212V199H210L209 198V194H207L205 191H204V189L205 188H202L203 189V194L201 195V196H196V198L195 199H192V201L193 200H197V201H199V203H200V205L202 206V208L203 209H209L208 211H213V209L215 210V209H217L216 207L218 206V202H219V198L221 197V196H223L224 194H223V178H224V171H225V164H224V160H223V156L221 155L222 154V151L220 152V148H219V146H218V142H217V137L215 136V133L212 131L213 129H211L209 126H211L210 125V120H207V118H206V116H204ZM261 115V114H260ZM30 116V115H29ZM49 116V115H48ZM85 115H83V117H84ZM105 116H107V115H105ZM110 116V115H109ZM129 116V115H128ZM131 116V115H130ZM142 116V115H141ZM164 116V115H163ZM197 116V115H196ZM28 117V116H27ZM31 117V116H30ZM33 117V116H32ZM35 117V116H34ZM33 117V120L35 119ZM45 117V116H44ZM46 117H45V119H46ZM50 117V116H49ZM48 117V118H49ZM79 117V116H78ZM82 117V116H81ZM140 117V116H139ZM176 117V116H175ZM39 118H40V116H39ZM113 118V117H112ZM115 118V117H114ZM127 118V117H126ZM125 118V119H126ZM143 118V117H142ZM195 118V117H194ZM200 118V117H199ZM209 118V117H208ZM22 119H23V122H22ZM106 119H111V117L110 118H108V117H106ZM116 119V118H115ZM130 119V118H129ZM139 119V118H138ZM25 120V121H24ZM30 120V119H29ZM28 120V121H29ZM32 120V119H31ZM30 120V121H31ZM38 120V119H37ZM49 120V119H48ZM54 120H56V119H54ZM71 120H73V119H71ZM77 120V119H76ZM79 120V119H78ZM119 120H120V118H119ZM127 120V119H126ZM148 120V119H147ZM201 120H199V122L201 121ZM35 121V120H34ZM49 121H51V120H49ZM74 121V120H73ZM115 121V120H114ZM123 121V120H122ZM122 121H119V122H122ZM36 122V121H35ZM44 122V121H43ZM48 122V121H47ZM53 121H51V123H52ZM80 122V121H79ZM99 122V121H98ZM101 122V121H100ZM124 122V121H123ZM129 122V121H128ZM144 122V121H143ZM150 122V121H149ZM154 122V121H153ZM178 122V121H177ZM25 123L26 125L25 126H23V124ZM31 123V122H30ZM28 124V125H32V124ZM41 123V122H40ZM46 123V122H45ZM54 123V122H53ZM75 123V122H74ZM81 123V122H80ZM95 123V122H94ZM125 123V122H124ZM145 123V122H144ZM164 123V122H163ZM170 123V122H169ZM37 124H38V122H37ZM115 124H117V122L115 123ZM126 124H129V123H127L126 122ZM166 124V123H165ZM176 124V123H175ZM219 124V123H218ZM220 124H221V122H220ZM226 124V123H225ZM41 125V124H40ZM39 125V126H40ZM46 125V124H45ZM100 125V124H99ZM119 125H120V123H119ZM122 125V124H121ZM167 125V124H166ZM209 125V126H208ZM50 126V125H49ZM48 125H47V127L48 128H50L51 129V126H53V125H51L50 127H49ZM55 126V125H54ZM72 126V125H71ZM84 126V125H83ZM123 126H125V125H123ZM139 126V125H138ZM164 126V125H163ZM22 127H24L25 129H27V131L28 132H26L25 131V129L24 128H22ZM36 127V126H35ZM38 127V126H37ZM56 127V126H55ZM116 127V126H115ZM121 127V126H120ZM130 127V126H129ZM155 127V126H154ZM153 127V128H154ZM160 127V126H159ZM167 127V126H166ZM202 126H200V128H201ZM223 127V128H222ZM232 127V126H231ZM240 127V126H239ZM29 128H30V130H29ZM41 128V127H40ZM40 128H38V129H40ZM47 128V129H48ZM69 128V127H68ZM124 128V127H123ZM131 128H133L132 127V124H131ZM163 128V127H162ZM165 128V127H164ZM203 128V127H202ZM201 128V129H202ZM218 128H220L219 126H218ZM221 128H222V130H225V131H227V130H229L230 128L227 126V125H225V127H224V125H222L221 126ZM258 128H260V126L258 127ZM261 128H262V126H261ZM260 128V129H261ZM22 129H23V133H22ZM46 129V128H45ZM65 129V128H64ZM64 129H61V130H63L64 131ZM71 129V128H70ZM117 129H118V127H117ZM256 129V128H255ZM61 130H60V132H61ZM73 130V129H72ZM86 130V129H85ZM121 130H123V129H121ZM132 130H134V129H132ZM156 130V129H155ZM206 130H205V132H206ZM231 130V129H230ZM25 131V132H24ZM34 133H33V132ZM46 131H50V130H46ZM52 131H54V129L52 128ZM51 131V132H52ZM129 131V130H128ZM164 131V130H163ZM188 131V130H187ZM257 131V130H256ZM255 130L254 131H250V133L251 132H256ZM260 131V130H259ZM259 131H257V132H259ZM32 132V133H31ZM135 132V131H134ZM137 132V131H136ZM138 132H139V130H138ZM198 132V131H197ZM204 132V131H203ZM220 132V131H219ZM249 132V131H248ZM261 132V131H260ZM258 133L260 136L258 137V135H255V136H252V138L253 137H255V139L257 138V139H259L261 142H262V146H260L259 148L260 149H262V150H260V152H258L259 150H257V151H255V150H252V151H250V154H251V156H252V160H253V169H252V172L250 173V175H249V177L251 178V181L253 182V185H254V187H253V189H254V197H253V200H255L256 198V200H257V202H259L258 201V199L260 200V196H261V198L263 199L264 198V184L263 183H261V181H262V179H261V176L263 175V177H264V174H263V172H261L262 170L264 171V137H263V135L264 134H261V133ZM28 133L30 134H33V136L35 135V138H33L32 137V139H35V140H37V141H39L40 140V144L38 143H36L34 140H32L31 138L29 139L30 141H31V143H30V141L29 140H27V141H29V142H27L26 141V139L28 138L27 137V135H28ZM47 133V132H46ZM46 133H44V134H46ZM62 133V132H61ZM66 133V132H65ZM92 133V132H91ZM103 133V132H102ZM141 133V132H140ZM169 133V132H168ZM23 134V135H22ZM53 134V133H52ZM58 134H60L59 132H58ZM57 133H56V135H58ZM72 134V133H71ZM95 134V133H94ZM200 134H202L201 132H200ZM205 134V136H206V133H204ZM245 134V133H244ZM249 134V133H248ZM255 134V133H254ZM37 135V136H36ZM42 135H43V133H42ZM48 135H49V133H48ZM55 135V134H54ZM53 135V136H54ZM61 135H63L64 136V140H65V142H66V134L64 135V133H62ZM77 135V134H76ZM109 135V134H108ZM123 135V134H122ZM132 135H133V133H132ZM131 135V137L132 138H134V141H132V142H130L131 144V146H132V151L131 152H133L132 153V155H133V157H132V155H131V159L133 160V162H132V167H127L129 164H127L126 166H125V172L123 173V170H118L117 171V169H113L112 167L113 166H110V161L112 162V160H110L109 161V163L107 164V163H103L104 165H105V167H104V169H105V171H104V174H102L101 176H100V178H99V182H98V184L101 186V184H102V186H104V187H102V188H104V190H106V191H108V192H114V194L115 195H113V197L111 198L112 200H110V198L109 197H107V198H109V200L108 201H105L106 199H104V198H106V197H102L103 198V200L104 201H100L101 203L99 204V202H97L98 204H97V206H93V205H95L96 204V199L94 200L95 202H94V204L93 203H91V204H93L92 206H93V209L92 210H95V208L96 207H100V206H103V204H104V207L103 208H105V204H106V206L108 207V205H109V203L110 204H112V202L114 203V207H115V205H120V207L121 208H119L118 209V207H117V209L115 208V210L117 211V212H115V215L117 214V216L118 215H120V214H123V216L121 217V215H120V217L121 218H119V216H118V218L119 219H122L123 218V220H125V221H129L128 223H130L131 224V222H134V224H140L141 225V223H140V221L142 220V221H145V223H147V225H150L149 223H159L160 221H162V222H160V224H158L157 226H154V230H159V229H161V231H163L164 232V230H166L167 231V233H166V235H167V237H168V234L169 233H173V231L172 232H170V228H169V225L171 224V225H175V226H179V227H183V226H181L180 224V222H182L183 223V220H184V218H185V220L187 221V223H192V222H194V220H193V218H195L194 216H196V212L194 211V213H195V215L193 214V212H192V210H191V208H192V206L190 207V205H191V203L189 204V206L188 207H186V209H184L182 212H180L179 213V211H178V213L179 214H177L176 212H175V215L173 216V218H171L172 216H170L171 214H169V215H167V214H165L166 213V210L168 209V211H167V213L169 212V211H171V212H173L174 213V207L176 206L175 204H174V206H173V204L171 205V206H168V207H165L166 206V204H165V202H167V200L168 199H170V197L171 196H173V197H175L176 198V196H175V190L173 189L174 187H173V183H175L178 179L176 178V177H178L177 175H176V177H175V175H174V177H169V172L166 174V175H164L163 177H162V179L160 180V181H156L157 179H156V177H155V175L156 174H147L146 172H148V170H147V168H148V166H150L149 164H150V162H146V161H144V158H142V156H141V154L142 153H144V152H142L140 155L138 154V151H140V149L138 150V146H140L138 143H137V145H136V142L135 141H137V138H135L136 136L134 135V136H132ZM161 135V134H160ZM251 135H252V133H251ZM29 136V135H28ZM32 136V135H31ZM63 136H61V139H60V136H59V139L60 140H62V137ZM165 136V135H164ZM190 136V135H189ZM202 136V135H201ZM200 136V137H201ZM27 137V138H26ZM43 137V136H42ZM48 137L49 136H46V138H47V141H48ZM57 136H55V138H56ZM71 137V136H70ZM83 136H81L80 138H82ZM91 137V136H90ZM89 137V138H90ZM129 137H130V135H129ZM128 137V138H129ZM143 137V136H142ZM193 137V136H192ZM197 137H199V136H197ZM247 137H249L250 138V136H246L245 138H247ZM262 137V138H261ZM23 138V139H22ZM24 138H26V139H24ZM50 138V137H49ZM79 138V139H80ZM87 138V137H86ZM123 138H124V136H123ZM202 138H203V136H202ZM44 139H45V136H44ZM53 139V138H52ZM57 139V138H56ZM69 140H70V142H71V140H72V138L70 139V138H68ZM130 139V138H129ZM200 139V138H199ZM251 139V138H250ZM25 140V141H24ZM69 140H68V143H69ZM87 141V139H84V140H77L78 141V143L79 142H81V141ZM106 140V139H105ZM116 140V139H115ZM124 140V139H123ZM123 140H121V138H120V140L119 141H123ZM189 140V139H188ZM196 140V139H195ZM201 141H200V143L202 142V139H200ZM239 140V139H238ZM253 140H254V138H253ZM22 141H24L25 143H26V145L25 146H27V144L29 143V145H28V147H26V149L24 148V146H22ZM49 141H51V142H47V144L49 143H52V141L54 142V140H49ZM74 141H76V140H74ZM77 141H76V144H73V142L71 143V144H73V145H75V146H78L79 144H77ZM89 141V140H88ZM108 141H110V140H107V142ZM125 142H127L126 141V139L124 140ZM123 141V143H125ZM139 141H141V140H139ZM251 141V140H250ZM35 142V144H33ZM64 142V143H65ZM83 142H81V144L83 143ZM107 142H104L105 144H103L102 145V147H100V148H102L101 150H104L105 149V147H104V149H103V146L105 145V146H108L106 143ZM113 142V141H112ZM115 142V141H114ZM238 142V141H237ZM245 142V141H244ZM248 142V141H247ZM246 142V143H247ZM254 142V141H253ZM257 142H259V141H257ZM256 142V146H254V144L252 145L250 142H249V144H251L250 146H253V147H255V148H258L257 146V144H259V143H257ZM260 142V143H261ZM25 143H23V144H25ZM44 143H46V140L44 141ZM67 143V142H66ZM67 143V144H68ZM86 144L88 143V142H85ZM101 143H103V142H101ZM121 143V142H120ZM142 142H140V144H141ZM32 144V145H31ZM48 144V146H50ZM71 144H69V145H71ZM81 144L79 145V146H81ZM89 144H91L90 146L89 145H85V146H89V147H91L92 146V144H94L93 142H90L89 141ZM108 144H110L109 142H108ZM116 144V143H115ZM126 144V143H125ZM143 144H145V143H143ZM175 144V143H174ZM240 144V143H239ZM249 144H247V146L249 145ZM34 145V146H33ZM52 145V144H51ZM61 145V144H60ZM64 144H62V147L64 148V146H63ZM71 146V147H74V146ZM83 145H84V143H83ZM82 145V146H83ZM97 145V144H96ZM121 145H123L124 146V148L128 151V150H130L129 149V147H125V145L124 144H122L121 143ZM126 145H128V144H126ZM130 145H128V146H130ZM175 145H177V144H175ZM206 145V144H205ZM204 145V146H205ZM243 145V144H242ZM45 146V145H44ZM47 146V145H46ZM53 146V145H52ZM68 145H66V149H69L70 148V146L69 147H67ZM94 146V145H93ZM110 146H112V145H110ZM117 146V145H116ZM123 146H120V145H118L117 147H115V148H117V149H121L122 151H123V149H122V147ZM136 146L138 147V148H136ZM170 146V145H169ZM199 146H200V144H199ZM198 146V147H199ZM202 146V145H201ZM239 146V145H238ZM246 146V145H245ZM246 146V147H247ZM84 147V146H83ZM95 147H97V146H95ZM109 147V146H108ZM108 147L106 148V151H108L107 153H109V151L112 149H108ZM119 147V148H118ZM203 147V146H202ZM22 148H24V150L22 151ZM61 148V147H60ZM60 148H57V152H60L59 151V149ZM76 148V147H75ZM80 148H82V147H80ZM114 148V147H113ZM114 148V149H115ZM131 148V147H130ZM135 148V149H134ZM201 148V147H200ZM206 148V149H207ZM65 149V148H64ZM70 149H73V148H70ZM83 149V148H82ZM86 149H87V147H86ZM117 149H115L116 150V152L117 151H119V150H117ZM240 149V148H239ZM56 150V149H55ZM61 150H63V149H61ZM84 150V149H83ZM89 150V149H88ZM91 150H92V152H93V150L94 149H90L89 151L91 152ZM99 150V149H98ZM114 150V151H115ZM170 150V149H169ZM197 150H200V149H197ZM240 150H242V148L240 149ZM246 150V149H245ZM244 150V151H245ZM65 151V150H64ZM94 151H96V150H94ZM105 151V150H104ZM103 151V152H104ZM125 151V150H124ZM164 151V150H163ZM204 151V150H203ZM248 151H249V149H248ZM45 152H48V154H49V156L47 155H45ZM115 152V153H116ZM121 151H119L118 152V154L120 153ZM126 152V151H125ZM124 152V153H125ZM128 152H130V151H128ZM199 152V151H198ZM197 152V153H198ZM202 152V151H201ZM80 153H84V152H80ZM112 153V152H111ZM194 153V152H193ZM47 154V153H46ZM56 154V153H55ZM103 154V153H102ZM105 154V153H104ZM103 154V156H105ZM118 154H117V156H116V158L118 157ZM122 154V153H121ZM127 154V153H126ZM129 154V153H128ZM127 154V155H128ZM161 154L163 155V156H166V155H168L167 153H165V152H162L161 151ZM200 154H202V156H203V154H205V152L204 153H200ZM66 155V154H65ZM76 155H79L78 153L76 154ZM81 155V154H80ZM92 155V154H91ZM108 155H110V153L108 154ZM107 155V156H108ZM123 155H125V154H123ZM143 155V154H142ZM55 156V155H54ZM61 156V155H60ZM63 156H64V154H63ZM67 156V155H66ZM66 156H64V157H66ZM69 156V155H68ZM82 156V155H81ZM88 156H90L89 154H88ZM87 156V157H88ZM96 156H98V155H96ZM100 156V155H99ZM120 156H122V155H120ZM174 156V155H173ZM46 157V158H45ZM48 157H49V159H48ZM56 157V156H55ZM62 157V156H61ZM63 157V158H64ZM93 157V156H92ZM92 157H90L91 159H93ZM127 156H124V159L126 158ZM129 157H130V154H129ZM145 157V156H144ZM162 157V156H161ZM168 157V156H167ZM205 157V156H204ZM57 158H58V156H57ZM68 158V157H67ZM97 158V157H96ZM95 158V160H96V164H98L97 163V161L99 160H97ZM109 158V157H108ZM115 157H114V159H116ZM119 158L120 159H122L123 160V156L122 157H118V159L117 160H119ZM174 158V157H173ZM196 158V157H195ZM62 158H60L59 160H61ZM70 159V158H69ZM81 159H82V157H81ZM87 160L86 161H88V158H86ZM105 159V158H104ZM106 159H107V157H106ZM127 159V158H126ZM130 159V158H129ZM141 159V160H140ZM244 159V158H243ZM52 160H53V158H52ZM51 160V161H52ZM90 160V159H89ZM94 160V159H93ZM93 160L91 161L92 163H94L93 162ZM94 160V161H95ZM147 160H149V159H147ZM249 159H247V161H248ZM50 161V162H51ZM54 161V160H53ZM58 161V160H57ZM63 161H64V159H63ZM104 162H106L105 160H103ZM107 161H108V159H107ZM124 162H125V164L126 163H128V161L126 162L125 160H123ZM122 161V166H123V164H124V162ZM202 161H204L203 159H202ZM246 161V162H247ZM24 162V163H23ZM59 162V161H58ZM81 162V161H80ZM90 162V163H91ZM114 162V161H113ZM120 162V161H119ZM119 162H117L116 164L118 165V163ZM166 161H165V159L163 158V159H159V161H157L156 162V166H162V168H163V164L165 163ZM25 164L26 166H27V169H23L22 170V166H23V164ZM73 163V162H72ZM77 163H78V161H77ZM82 163V162H81ZM91 163V164H92ZM121 163V162H120ZM153 163H154V161H153ZM180 163V162H179ZM243 163V162H242ZM245 163V162H244ZM44 164V163H43ZM66 164V163H65ZM65 164H64V166H65ZM95 164V165H96ZM99 164H100V162H99ZM112 164V163H111ZM247 164V163H246ZM49 165H50V163H49ZM57 165H58V163H57ZM73 165V164H72ZM72 165H71V167H72ZM83 165V164H82ZM102 165V164H101ZM104 165H102V166H104ZM116 165V167H119V166H117ZM120 165V164H119ZM244 165V164H243ZM242 165V166H243ZM68 166V165H67ZM66 166V167H67ZM39 167H41V169L39 168ZM50 167V166H49ZM54 167V166H53ZM55 167H58V166H55ZM77 167H80V166H77ZM87 167H89V165L87 164ZM91 167H94V166H92L91 165ZM98 167V166H97ZM152 167V166H151ZM178 167H179V165L177 166V169H178ZM245 168H247V165H245L244 166ZM23 168H26L25 166L23 167ZM48 168V167H47ZM68 168V167H67ZM83 168H86V166L85 167H83ZM82 168V169H83ZM120 168H122V167H120ZM200 168V167H199ZM205 168V167H204ZM244 168V169H245ZM49 169V168H48ZM50 169H52V168H50ZM55 169V168H54ZM61 169V168H60ZM60 169H58V170H60ZM76 169V168H75ZM79 169H81V168H79ZM90 169H92V168H90ZM176 169V168H175ZM242 170V172L240 173V176H241V179L244 177V171L245 170ZM249 169V168H248ZM25 170L27 171V172H25ZM41 170V171H40ZM53 170V169H52ZM56 170V169H55ZM89 170V169H88ZM151 170V169H150ZM181 170V169H180ZM237 170V169H236ZM51 171V170H50ZM57 171V170H56ZM79 171H81V170H79ZM83 171V170H82ZM81 171V172H82ZM127 171H131V173L130 174H128V179H130V181L128 180H126L127 179ZM160 171V172H159ZM161 171H163V169H161V168H159V170H158V174H160V173H163V172H161ZM170 171V170H169ZM177 171V170H176ZM240 171V170H239ZM43 172H45L46 174H45V176L46 175H48L49 173L51 174V172H47L46 171V169H45V171H43ZM62 172V171H61ZM85 172V171H84ZM89 172V171H88ZM96 172H98L97 170H96ZM103 172V171H102ZM141 172H144V173H141ZM208 172V171H207ZM237 172V171H236ZM248 172V171H247ZM77 173V172H76ZM165 173H166V171H165ZM174 173L176 174V172L174 171ZM260 173H261V175H260ZM43 175V177H44V174H41V176ZM118 175H119V177H118ZM162 175V174H161ZM161 175H160V177H161ZM238 175V174H237ZM49 176V178H50V176H52V175H48ZM48 176H47V178H48ZM82 176H83V174H82ZM137 176H141V180H138L137 179ZM157 176V175H156ZM203 176V175H202ZM54 177V176H53ZM76 177H79V176H76ZM159 177V176H158ZM157 177V178H158ZM204 177H206V175L204 176ZM262 177V178H263ZM48 178V179H49ZM59 178V177H58ZM83 178V177H82ZM121 179V180H123V183L124 184H121V183H118V184H121V185H128L127 186V188H126V186L125 187H123V186H114V183H115V180L114 179ZM179 178V177H178ZM202 178V177H201ZM56 179V177L54 178V180ZM74 179V178H73ZM86 179V178H85ZM84 179V182H87L86 180ZM97 179H98V177H97ZM111 179H112V182H111ZM205 179V178H204ZM247 179V178H246ZM264 179V178H263ZM52 180V179H51ZM53 180V181H54ZM75 180V179H74ZM78 180H79V178H78ZM82 179H80V181H81ZM89 180H90V178H89ZM113 180H114V183H113ZM159 180V179H158ZM183 180V179H182ZM182 180H180V181H182ZM195 180H198V179H195ZM261 180V181H260ZM56 181V180H55ZM54 181V182H55ZM62 181V180H61ZM72 181V180H71ZM80 181H76L77 182V184H75V185H77V187H78V185L80 186L81 184H79V182ZM92 181V180H91ZM90 181V182H91ZM95 182H97L96 180H94ZM100 181H102L103 183H101ZM201 181H202V179H201ZM117 182V181H116ZM195 182V181H194ZM197 182H199V181H197ZM208 182V181H207ZM238 182H240V181H238ZM243 182V181H242ZM81 183V182H80ZM88 183V182H87ZM112 183V184H111ZM236 183V182H235ZM244 183V182H243ZM242 183V184H243ZM39 184V185H38ZM97 184V183H96ZM151 184V187L149 186ZM195 184V183H194ZM207 184V183H206ZM246 184V183H245ZM38 185V186H37ZM45 185H47V184H45ZM73 185V184H72ZM175 185V184H174ZM208 185V184H207ZM206 185V186H207ZM49 186V185H48ZM83 186V185H82ZM179 186V185H178ZM200 186V185H199ZM203 186V185H202ZM209 186V185H208ZM237 186V185H236ZM248 186V185H247ZM46 187V186H45ZM44 187V188H45ZM54 187V186H53ZM97 187H98V185H97ZM194 187V186H193ZM196 187H197V185H196ZM204 187V186H203ZM244 187H245V189L244 190H248V189H246V186L244 185ZM25 188V189H26ZM99 188V187H98ZM101 188V187H100ZM99 188V189H100ZM180 188V187H179ZM189 188V187H188ZM249 188V187H248ZM97 189V188H96ZM190 190H191V188H189ZM193 189V188H192ZM199 189V188H198ZM227 189V188H226ZM234 189V188H233ZM28 190V189H27ZM26 190V191H27ZM33 190V191H34ZM48 190V191H47ZM101 190V189H100ZM103 190V191H104ZM180 190V189H179ZM206 190V189H205ZM228 190V189H227ZM238 190V189H237ZM102 191V190H101ZM105 191V192H106ZM183 191V190H182ZM211 190H210V193L212 192ZM250 191H251V189H250ZM28 192V194H29V192H31V191H27ZM44 192V191H43ZM62 192V191H61ZM186 192H188V189H186L185 191H184V193H186ZM190 192H192V191H190ZM200 192V191H199ZM238 192V191H237ZM248 192V191H247ZM246 192V193H247ZM97 193V192H96ZM184 193L182 192V194L184 195ZM209 193V192H208ZM250 193V192H249ZM27 193L25 192V195H26ZM27 194V195H28ZM35 193H33L32 194V196L34 195ZM39 194V195H38ZM54 194V193H53ZM56 194V193H55ZM58 194V193H57ZM92 194V193H91ZM95 194V193H94ZM103 194V193H102ZM109 194V193H108ZM181 194V191H179V195L177 196L178 198H179V196H181L180 195ZM201 194V193H200ZM223 194V195H222ZM31 195V194H30ZM29 195V196H30ZM48 195V194H47ZM62 195V194H61ZM101 195V194H100ZM107 195V194H106ZM177 195V194H176ZM194 195V194H193ZM55 196H57V195H55ZM59 196V195H58ZM91 196V195H90ZM105 196V195H104ZM195 196V195H194ZM242 196V195H241ZM250 196V195H249ZM22 197H24V198H22ZM52 197H54V195H52ZM87 197V196H86ZM94 197V196H93ZM100 197V196H99ZM100 197V198H101ZM111 197V196H110ZM27 198H30V197H28L27 196ZM46 198V197H45ZM76 198V199H75ZM90 198H92V197H90ZM96 198H98V197H96ZM100 198H98V199H100ZM193 198V197H192ZM246 198H248L247 197V195L245 196V198H244V200H243V202L241 201V203L239 204V207H243V205L245 206V204L247 203V201H246ZM32 199H33V197H32ZM36 199H34L35 201H36ZM42 199V198H41ZM52 199V200H51ZM59 199V200H58ZM93 199V198H92ZM125 199H129V200H127V201H124ZM130 199H136V200H138L137 202V204L135 203L134 205H136V206H138V211L137 210H135L134 208H133V202L130 200ZM209 199H210V201H209ZM25 200H26V198H25ZM28 200H30V199H28ZM27 200V201H28ZM34 200H32V201H34ZM58 200V201H57ZM101 200V199H100ZM180 200H182V202H183V204L185 203V202H188L190 199L189 198H187V197H184V196H182V197H180ZM225 200V199H224ZM235 200V199H234ZM252 200V201H253ZM26 201V202H27ZM77 201H79V200H77ZM89 201V200H88ZM87 201V202H88ZM99 201V200H98ZM122 201H124L123 203H122ZM130 201V202H129ZM176 201V200H175ZM175 201H174V203H175ZM49 202H51V203H49ZM60 202V203H59ZM85 202V201H84ZM89 202H91V201H89ZM92 202H93V200H92ZM104 202H109L108 204L107 203H104ZM131 202H132V204H131ZM246 202V203H245ZM23 203V204H24ZM28 203H30V202H27V204ZM32 203V202H31ZM34 203V202H33ZM49 205H48V204ZM80 203V202H79ZM82 203V202H81ZM124 203H129V205H127V204H124ZM198 203V204H199ZM210 203H212V205L210 204ZM255 202L253 201L252 202V204H254ZM26 204V203H25ZM36 204H38V203H36ZM35 204V205H36ZM176 204H178V203H176ZM251 204V205H252ZM261 204V203H260ZM260 204H258L259 206H260ZM31 206H32V204H30ZM99 205V206H98ZM130 205H132L130 208H129V206ZM186 205V204H185ZM185 205H183L184 207H185ZM250 205V203H249V206H251ZM258 205L256 204V206H255V204H254V207L255 208H251L253 211L252 212H250L251 211V209H250V211L248 210V212H250V213H254V214H251V216H250V214L248 215L247 214V212H244L245 214H247L248 216H247V218H249V219H247L248 221L250 220H252V222L254 221L255 222V220H256V216H255V214H256V207H258ZM30 206V207H31ZM37 206V208H38V205H36ZM78 205H76V207H77ZM81 205H79V207H80ZM110 206V205H109ZM145 206H148L147 208V210H143L142 208L143 207H145ZM248 206V205H247ZM253 206V205H252ZM262 206H264V203L262 204ZM32 207H34V206H32ZM82 207H84V206H82ZM220 207V206H219ZM228 207V206H227ZM36 208V207H35ZM89 208H91V207H89ZM89 208H87V209H89ZM108 208H110V207H108ZM132 208V209H131ZM226 208V207H225ZM240 208V209H241ZM260 208H263V207H258V210L260 209ZM87 209H85V210H87ZM112 209V208H111ZM239 209V210H240ZM254 209H256L255 211H254ZM62 210V211H61ZM96 210H97V208H96ZM100 210H102V208L100 209ZM100 210H98L99 212H100ZM133 210H135L136 211V213L133 211ZM196 210V209H195ZM225 210V209H224ZM223 210V213L225 212ZM233 210V209H232ZM238 210V209H237ZM244 210H246V209H244ZM257 210V211H258ZM58 211H60L59 213H58ZM78 211V210H77ZM83 211V210H82ZM81 211V212H82ZM153 211H157V212H153ZM197 211V210H196ZM200 211V210H199ZM208 211H206V212H208ZM216 212L214 213V216H212V219H213V222L216 224V222L214 221L215 219L217 220H220L221 219V217L220 216H217L216 215V213L218 212L217 210H215ZM222 211V210H221ZM220 211V212H221ZM228 211H230V210H228ZM227 211V212H228ZM261 211H262V209H261ZM39 214H38V213ZM53 212H57V213H53ZM63 212V213H62ZM79 212V211H78ZM84 212V211H83ZM232 212V211H231ZM237 212V211H236ZM260 212V211H259ZM36 213V214H35ZM50 213L51 214H53V216H54V214H58V215H55L56 217L58 216H62L64 213H69V215L67 214L66 216H65V214H64V216L65 217H69V219L68 218H65L66 220H64L63 221V219H62V217H59V218H61L62 220H61V222L62 223H66V225L67 226H63L62 225V223L60 224V227H58V226H56L57 224L55 223V225L53 224V222L52 223H50L49 222V219L51 218L52 219V215H50ZM71 213H73V214H71ZM95 213V212H94ZM104 213V212H103ZM106 213V212H105ZM114 213V212H113ZM209 213V212H208ZM210 213H212V212H210ZM212 213V214H213ZM223 213H221V215H223ZM258 213V212H257ZM260 213H262V214H264V211L263 212H260ZM37 214L38 215H40L39 217H41V219L37 216ZM48 217H50L49 219L47 218V216ZM60 214V215H59ZM62 214V215H61ZM192 214H193V216H192ZM231 214V213H230ZM234 214V213H233ZM45 215V216H44ZM73 217H72V216ZM205 215V214H204ZM216 215V216H215ZM244 215V214H243ZM258 215H260V214H258ZM46 217L47 218V221H48V224L46 223V220H45V218H44V220L45 221H41V220H43V218L42 217ZM71 216V217H70ZM80 216V215H79ZM223 216H225V213H224V215ZM231 216V215H230ZM263 216V215H262ZM56 217H54L55 219H56ZM87 217V216H86ZM142 217V219L140 220V218ZM226 217H227V215H226ZM232 217V216H231ZM256 217V218H255ZM259 218H260V216H258ZM37 218H39V220L41 221L40 223L38 222L39 220L37 219ZM53 218V219H54ZM79 218V217H78ZM109 218V217H108ZM111 218V217H110ZM113 218V217H112ZM111 218V219H112ZM144 218V219H143ZM255 218V219H254ZM263 218H264V216H263ZM31 219V220H30ZM32 219L34 220H38L36 223H39V224H41V225H39V224H37L36 225V223L34 224V221H32ZM50 219V221H52ZM84 219V218H83ZM95 219V218H94ZM101 219V218H100ZM77 219H75L74 221H76ZM109 220V219H108ZM118 220V219H117ZM122 220V221H123ZM184 220V221H185ZM222 220V219H221ZM221 220H220V222H217V224L218 223H220V225L223 223V221L221 222ZM224 220V219H223ZM229 220H230V218H229ZM32 221V222H31ZM77 221H80V219L79 220H77ZM76 221V222H77ZM88 221V220H87ZM159 221V222H158ZM186 221H185V224H186ZM246 221V220H245ZM47 224V226H45L46 224ZM81 222V221H80ZM83 222V221H82ZM85 222V221H84ZM83 222V223H84ZM197 222V220L195 221V223ZM231 222V221H230ZM243 222H244V220H243ZM260 222V221H259ZM259 222H258V224H257V226L259 225ZM43 223H44V227H46V228H42L41 226H43ZM58 223H60V222H58ZM70 223V224H69ZM75 223V222H74ZM83 223H81V224H83ZM96 223V222H95ZM116 223V222H115ZM194 223V224H195ZM245 223V222H244ZM247 223H249V222H247ZM32 224V225H31ZM56 226L57 228H59L60 230V233H58V229L57 228H54V226ZM75 224H77L78 225V223H75ZM74 224V225H75ZM80 224V223H79ZM89 224H91L90 222H89ZM101 224H102V222H101ZM111 224H113V223H111ZM197 224H198V222H197ZM196 224V225H197ZM203 224V223H202ZM217 224H216V226H217ZM246 224V223H245ZM255 224V223H254ZM37 227H36V226ZM38 225H39V227L40 228H38ZM70 225V226H69ZM72 226V228L73 227H76V226ZM84 225V224H83ZM104 225V224H103ZM110 225V224H109ZM108 225V226H109ZM119 225V224H118ZM140 225H138V226H136L137 228L138 227H140ZM152 225V224H151ZM153 225H155V224H153ZM152 225V226H153ZM183 225V224H182ZM187 225V224H186ZM200 225V224H199ZM220 225L218 226V227H220ZM227 225V224H226ZM244 225V224H243ZM243 225H239V229H241V231L243 232V233H248L249 234V236H250V239H254V241L255 240H259L260 241V244L261 243H263V247L262 248H259L260 250H257V252H255V250L251 253V255H250V257L248 258V253H247V251H249L250 250V246H249V250L247 249V251H245V253H247V254H245L246 256H247V258L246 259H250L249 260V262L251 263V264H258L257 262H262V261H264V224H262L263 226H260L259 225V227L256 229V228H253L251 225L250 226H248V228L247 227H244ZM50 226L52 227V228H50ZM86 226V225H85ZM107 226V227H108ZM166 226H168V227H166ZM188 226V225H187ZM192 226V225H191ZM190 226V227H191ZM202 226V225H201ZM240 226H242L241 228H240ZM48 227V228H47ZM79 227V226H78ZM97 227H99V225L97 226ZM131 227V226H130ZM134 227V226H133ZM148 227V226H147ZM166 227V228H165ZM171 227V226H170ZM197 227V226H196ZM196 227L194 228L193 227V230H195V232H194V234H192V235H194V236H196L197 237V234L199 233V230L198 229H196ZM198 227H200V226H198ZM197 227V228H198ZM215 227V226H214ZM249 227H252V228H249ZM31 228L32 229H35V228H37V229H35V230H33L34 232H32V233H34L33 234V237L31 238V231H29L30 232V234L28 233V235L26 234V233H24L25 231L26 232H28V229L29 230H31ZM69 228V230H72V229H70ZM100 228V227H99ZM118 228V227H117ZM149 228V232L150 231H152L153 229H151V226H149L148 227ZM184 228V227H183ZM223 228V227H222ZM238 228V227H237ZM54 229H57V230H55L56 232L55 233H57V236H55L56 234L55 233H53V235L51 234L52 233V231L54 230ZM74 229V228H73ZM78 229V228H77ZM81 229V228H80ZM79 229V230H80ZM84 229V228H83ZM115 229V228H114ZM129 229H132V228H129ZM203 231H204V229L203 228H201ZM201 229H200V232H201ZM216 229H218V228H216ZM108 230V229H107ZM106 230V231H107ZM117 230V229H116ZM115 230V231H116ZM119 230V229H118ZM122 230V229H121ZM124 230V229H123ZM138 229H135V231H137ZM175 230H177V232H176V237H179V235H182L183 233H185L184 232V230L182 231L180 228H177V229H175ZM186 230V229H185ZM190 230H191V232H192V228H190ZM196 230H198V231H196ZM224 230V229H223ZM232 230L234 231V228H232ZM66 231V232H65ZM75 231V230H74ZM81 231V230H80ZM127 231H128V229H127ZM148 231V230H147ZM189 231V230H188ZM187 231V232H188ZM220 231V230H219ZM228 231H229V229H228ZM240 230H238L237 229V232H239ZM54 232V231H53ZM63 232H65L64 234L67 236L66 237V239H65V235H63ZM72 232V231H71ZM92 232V231H91ZM98 232H100V231H98ZM114 232V231H113ZM133 232H134V230H133ZM155 232V231H154ZM153 232V233H154ZM157 232H159V231H157ZM183 232V233H182ZM190 232V231H189ZM196 232H197V234H196ZM225 232V231H224ZM227 232V231H226ZM236 232V233H237ZM68 233V234H67ZM82 233V232H81ZM96 233V232H95ZM101 233V232H100ZM218 233V232H217ZM72 234V233H71ZM93 234V233H92ZM92 234H90V235H92ZM112 234V233H111ZM199 234H202V233H199ZM209 234V233H208ZM230 235H231V238L233 239V241L234 242H238V239H237V237L234 235V233H232V232H230L229 233ZM257 236V238L255 237V235ZM63 235V236H62ZM90 235H89V237H90ZM102 235V234H101ZM141 235V234H140ZM145 235V234H144ZM147 235H148V233H147ZM155 235V234H154ZM169 235H171V234H169ZM174 235H175V233H174ZM192 235L190 236V235H186V233H185V235L183 234V236L186 238V240H188L187 242H186V240H185V242L187 243L186 244V246H187V248L189 247V248H191V249H188V251H187V254L188 255H191L192 256V254H193V251H194V248L196 249V247L195 246H197V244H192L191 245V243H192V240H193V238H194V236L192 237ZM221 235V234H220ZM237 235V234H236ZM30 238H29V237ZM75 236V235H74ZM78 236H80V235H78ZM110 236H112V235H110ZM114 236H116V233H115V235ZM128 236V235H127ZM182 236V237H183ZM203 236V235H202ZM222 236V235H221ZM60 237H62V238H60ZM64 237V238H63ZM82 237V236H81ZM95 237V236H94ZM100 237V236H99ZM147 237H149V236H147ZM170 238H171V236H169ZM173 237V236H172ZM188 237V238H187ZM240 237V236H239ZM238 237V238H239ZM36 238V239H35ZM40 238L42 239V240H40ZM70 239V241H69V239ZM75 238H77V236L75 237ZM96 238V237H95ZM98 238V237H97ZM110 238V237H109ZM149 238H151V236L149 237ZM184 238V239H185ZM212 238H213V236H212ZM211 238V239H212ZM214 238H216L215 236H214ZM213 238V239H214ZM227 238V237H226ZM249 238V237H248ZM61 239H63V240H61ZM107 239H108V237H107ZM157 239V238H156ZM155 239V240H156ZM210 239V238H209ZM245 240V242H246V238H243L242 237V240H240V241H244ZM46 240V241H47ZM87 240V239H86ZM89 240V239H88ZM110 240V239H109ZM109 240H108V242H109ZM112 240H114L113 238H112ZM122 240V239H121ZM168 240V239H167ZM175 240V239H174ZM208 240V239H207ZM216 240H217V243H218V239L216 238ZM216 240L214 241V242H216ZM257 240V241H258ZM107 241V240H106ZM111 241V240H110ZM135 241V240H134ZM142 241V240H141ZM162 241V240H161ZM171 241V240H170ZM169 241V242H170ZM223 241V240H222ZM221 241V242H222ZM252 240H250V242H251ZM254 241H252V245L251 246H253L254 244H253V242ZM256 241V242H257ZM39 242V243H40ZM78 242V243H77ZM80 242V243H79ZM86 241L84 240V243H85ZM94 242V241H93ZM92 242V243H93ZM97 242V241H96ZM116 242V241H115ZM138 242V241H137ZM182 242V241H181ZM201 242V241H200ZM212 242V241H211ZM256 242H254V243H256ZM34 243V245L36 244V243H38V242H33ZM47 243V242H46ZM99 243H102V242H99ZM106 243V242H105ZM160 243V242H159ZM176 243V242H175ZM217 243H214V244H217ZM223 243H225V240H224V242ZM243 243V245H245L244 244V242H242ZM247 243V242H246ZM259 242H257V244H258ZM95 244V243H94ZM93 244V245H94ZM127 244V243H126ZM161 244V243H160ZM159 244V245H160ZM165 243H163V245H164ZM167 244V246H169V244L168 243H166ZM165 244V245H166ZM172 243L170 242V246H172L171 248H175V247H177V248H179V249H177V250H179V252L180 251H182V250H184L185 251V249H186V246H185V249H182V247L184 246V244L183 243H176V244H173V245H171ZM220 244V243H219ZM218 244V245H219ZM256 244V245H257ZM88 245V244H87ZM92 245V246H93ZM102 245V244H101ZM162 245V244H161ZM164 245V246H165ZM195 245V246H194ZM218 245H215V247L216 246H218ZM226 245V244H225ZM238 246L236 247V246H232V248L231 249H228V250H231V251H234L235 252V250H236V252H240L242 249H244L245 248V246H244V248H243V245L242 244H240V243H238L237 244ZM255 245V246H256ZM43 246V245H42ZM88 246H90V245H88ZM98 246V245H97ZM137 246V245H136ZM158 246V245H157ZM190 246H194V248L193 247H190ZM202 246V245H201ZM254 246V247H255ZM258 246H260V245H258ZM257 246V247H258ZM96 247V246H95ZM113 247V246H112ZM117 247H119V245L117 246ZM128 247V246H127ZM205 249H206V247L205 246H203ZM226 247V246H225ZM33 248V249H32ZM45 248L47 249V250H45ZM55 248V249H54ZM99 248V247H98ZM102 248H103V246H102ZM122 248V247H121ZM155 248V247H154ZM157 248V247H156ZM170 247H167V250L166 251H169L170 249H171ZM193 248V249H192ZM204 248H203V250H204ZM217 248V247H216ZM218 248H219V246H218ZM222 248V250H225L224 249V246L222 247V245L220 246V249ZM30 249H32V252H33V250H34V252H37L35 255H33L32 254V252H31V254H32V256L34 257H31V254H30V252H28ZM101 249V248H100ZM157 249H159V248H157ZM166 249V248H165ZM176 249V248H175ZM175 249H172L174 252L173 253H175L176 252V250ZM180 249H182V250H180ZM198 249H200L199 251H201V248H199V245H198ZM207 249H210V248H207ZM258 249V248H257ZM42 250H44V251H42ZM53 250H55V254L53 253ZM57 250V251H56ZM89 250V249H88ZM113 250V249H112ZM161 250V249H160ZM171 250V251H172ZM212 250H213V248H212ZM214 250H215V248H214ZM227 250V249H226ZM225 250V251H226ZM147 251V250H146ZM165 251V252H166ZM171 251H169L168 253H169V255L171 254ZM197 251V250H196ZM195 251V253H199V252H196ZM205 251V250H204ZM207 251H211V250H207ZM206 251V252H207ZM216 251V250H215ZM244 251V250H243ZM251 251V250H250ZM89 252V251H88ZM114 252V251H113ZM153 252V251H152ZM154 252H157L158 253V250L157 251H154ZM208 252V253H209ZM222 253H223V251H221ZM221 252H218V253H220L221 254ZM234 252H231V253H234ZM44 253V254H45ZM53 254L52 256H55V259L53 260H51V254ZM147 253V252H146ZM161 253H163V249H162V251H161ZM160 253V254H161ZM167 253V252H166ZM202 253H204L205 254V252H202ZM201 252H200V254H202ZM212 253L214 254V251H212ZM217 253V252H216ZM225 253H227V252H225ZM224 253V254H225ZM229 253V252H228ZM227 253V254H228ZM241 254H242V251L240 252ZM41 255L43 254V253H40ZM45 254V255H46ZM133 254V253H132ZM176 254V253H175ZM179 254V253H178ZM181 254H183V252L181 253ZM185 254V253H184ZM213 254H211V256L213 255ZM224 254H221L222 255V258H223V255ZM237 253H235V255H236ZM48 255H46V256H48ZM105 255V254H104ZM103 255V256H104ZM120 255V254H119ZM152 255H154V254H152ZM151 255V256H152ZM156 255V254H155ZM217 255V254H216ZM219 255V254H218ZM221 255H219V256H221ZM229 255V254H228ZM230 255H232V254H230ZM243 258H245L244 256V252H243ZM241 255V256H242ZM44 256V255H43ZM62 256H64V259L62 258ZM117 256V255H116ZM127 256V255H126ZM134 256V255H133ZM141 256V255H140ZM139 256V257H140ZM160 256V255H159ZM163 255L161 254V258L160 259H162L163 257H162ZM167 256V255H166ZM171 256V255H170ZM197 256V255H196ZM214 256V255H213ZM212 256V257H213ZM35 257H36V259H35ZM112 257V256H111ZM120 257V256H119ZM119 257H117V258H119ZM125 257V256H124ZM225 257V256H224ZM228 257V256H227ZM232 257H234V255L232 256ZM60 258H62V259H60ZM101 258V257H100ZM130 258V257H129ZM147 258V257H146ZM154 258H155V256H154ZM154 258L152 257L151 259H149L148 261H150V263H155L153 260H154ZM167 258H169V257H166V258H164V259H166L165 261L164 260H162V262L160 261V263H163V262H166L167 261ZM194 258V257H193ZM209 257H208V255L207 254H205V260L207 261V264H208V262H209V264H210V262H212V260H210L209 261V259H208ZM213 258H215V256L213 257ZM217 258V257H216ZM215 258V259H216ZM221 258V257H220ZM32 259H33V261H32ZM35 259V260H34ZM46 258H45V256H44V261H46L45 260ZM47 259V260H48ZM125 259V258H124ZM133 259V258H132ZM140 259H141V257H140ZM148 259V258H147ZM177 259V258H176ZM175 259V260H176ZM179 259V258H178ZM183 259V258H182ZM181 259V260H182ZM199 259V258H198ZM215 259H213V260H215ZM219 259V258H218ZM114 260V259H113ZM137 260V259H136ZM146 260V259H145ZM157 260V259H156ZM193 260V259H192ZM195 260V259H194ZM40 261V263H41V260H39ZM97 261V260H96ZM105 261V260H104ZM109 261V260H108ZM129 261V260H128ZM127 261V262H128ZM138 261V260H137ZM143 261V260H142ZM148 261H147V263H148ZM152 261V262H151ZM171 261V260H170ZM180 261V259L177 261V262H179ZM189 261V260H188ZM217 261H220V260H217ZM223 261V260H222ZM247 261V260H246ZM38 262V261H37ZM36 262V263H37ZM46 262H48V261H46ZM46 262L44 263V264H46ZM133 262V261H132ZM169 262V261H168ZM171 262H173V261H171ZM200 262V261H199ZM201 262H203V261H201ZM205 262V261H204ZM248 262V263H249ZM39 262H38V264H40ZM91 263V264H92ZM107 263V262H106ZM125 263V262H124ZM139 263V262H138ZM147 263H144V261L143 262H141V263H139V264H147ZM149 263V264H150ZM157 263V262H156ZM167 263V262H166ZM222 263V262H221ZM264 263V262H263ZM97 264V263H96ZM99 264V263H98ZM111 264V263H110ZM123 264V263H122ZM134 264H135V262H134ZM137 264V263H136ZM165 264V263H164ZM167 264H170V262L169 263H167ZM177 264V263H176ZM179 264V263H178ZM182 264V263H181ZM193 264V263H192ZM212 264V263H211ZM241 264V263H240Z\"/></svg>",
	"mask_w": 264,
	"mask_h": 264
}]
</instances>
